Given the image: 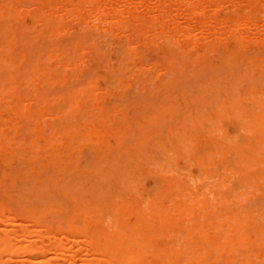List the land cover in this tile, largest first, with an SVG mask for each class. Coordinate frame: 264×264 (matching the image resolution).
Here are the masks:
<instances>
[{"label":"bare ground","instance_id":"1","mask_svg":"<svg viewBox=\"0 0 264 264\" xmlns=\"http://www.w3.org/2000/svg\"><path fill=\"white\" fill-rule=\"evenodd\" d=\"M4 2V1H8V0H1L0 2ZM24 1H25V4H24ZM26 1H28V3H30L29 5H31V3H32V6H33V4L34 3H36L37 4V6L34 8V6H33V8L32 7H28V8H26L27 6H29V5H27L26 7H24L23 6V4L24 5H26ZM4 3H6V2H4ZM23 3V4H22ZM1 4V3H0ZM36 4H34V5H36ZM226 6H228L229 8H231V10L230 11H233V12H237V14H238V16H237V14H236V12H235V16H233V17H224V13L222 12L223 10V7H225V9H227L226 8ZM255 7H260V9L261 10H263L264 9V0H9L8 1V3H7V5L5 4V5H3V6H1L0 5V23H1V20H2V22L4 21L5 23H3L4 25L6 24V26H4V25H0V29L1 28H3L2 30H0L1 32L4 30V28H13L14 27V23L16 22V23H18V21L19 22H21V24L23 23V19H31V18H33V16H34V19L36 18V22L38 23V29L39 28H41L42 29V27H44L45 29L46 28H53L54 30H51V32L53 31H55V30H58V31H56V32H54V34L56 33H58L57 35H59L61 32L63 33V31L62 30H64V28H72V24H71V26H70V21H77V24H80V25H82V27H85V29L86 28H90L91 26H89V24H87L88 22H90L91 21V23L92 22H94V25H96L95 23H98L97 25L100 27V28H106V29H103L105 32H107L108 30H109V32L111 33V34H113V32H126V31H128L129 33H131V35H133L131 38H130V40L128 39V42H127V49H125L124 51H128V46L129 47H133L134 45V47H136V44L138 45L137 46V49H140V46L142 45V46H144V47H148V45L150 44H146V42H148V40L147 39H153V38H155L156 39V37L158 36L159 37V35H160V37H161V35L162 34H164V36H166L167 35V37H166V39L168 38V40H170V41H172V39L170 38L171 37V33L173 34V35H180V32L181 31H183L184 29H186V28H189V29H191V30H187V32H186V34H184V32L186 31H183V34L187 37V39H188V41H185V40H183V37L180 35V37H182L180 40V43H178L179 45H176L175 44V46H173L172 45V49H173V47H177L176 49L177 50H180L181 48H182V50L183 51H186V52H188L187 51V49H185V48H190V49H195V48H198V46H199V44H201L202 43V45L204 44V43H206L207 42V40H208V47H209V45H212L213 46V43H216V41H217V39H220L219 38V35L217 36V34H219V33H221V31L222 32H224V30L226 29V31L229 29V34L232 32L233 34H230V36L232 35V36H235L234 34L236 33V35L238 36V38H236L237 36H235V37H230L229 36V34H228V36H229V39H232V40H240L239 41V44H240V42H246V41H250V38L252 37V35L254 34H257V33H260V36L259 35H256V38L254 37V39H255V42H257V44H258V37L257 36H259V41L261 42L260 44H262L263 42H264V23L263 24H261L262 25V27H261V25H258V24H256L255 22H256V19H253V18H251L250 17V15H245V12H242V14L243 15H240L239 16V14H240V12L241 11H243V10H246V9H253V8H255ZM228 10V9H227ZM227 10H224L225 12L227 11ZM255 10H258V9H255ZM260 10V11H261ZM247 11H249V10H247ZM254 11V10H253ZM258 12H259V10H258ZM251 13V12H250ZM261 14H262V11L260 12ZM246 14H247V12H246ZM263 14H264V11H263ZM261 18V17H260ZM259 18V19H260ZM264 18V17H263ZM263 18H261L262 19V21H264V19ZM18 19V20H17ZM20 19H22V20H20ZM34 19H33V21L32 22H34ZM258 19V18H257ZM260 19V20H261ZM14 20H16L15 22H14ZM32 20V19H31ZM182 20V21H181ZM260 20H258L257 22H259ZM8 21H9V23H8ZM10 21L12 22L13 21V23H12V25L10 24ZM180 22H181V24H180ZM15 23V27L16 28H18V30H19V27H18V25ZM7 24H9V25H11V27L10 26H7ZM19 24V23H18ZM20 24V26H22ZM24 24V23H23ZM35 22L33 23V25L35 26ZM75 24V23H74ZM83 24H84V26H83ZM93 24V23H92ZM30 25H32V24H30ZM33 25L32 26H30L31 28H29V30L27 31V30H25V31H21L22 33H24V32H27V34L25 33L24 35H22L23 36V38H24V36H26L27 35V37H29V36H31L30 38H32V33L30 34L29 32H30V30L32 29L33 30ZM87 25H88V27H87ZM255 25L258 27V29L260 30L259 32H257V28L255 27ZM2 26H4V27H2ZM40 26V27H39ZM14 27V28H15ZM24 27V26H23ZM81 27V28H82ZM95 27H97V26H95ZM15 28V29H16ZM26 28V27H25ZM92 28V27H91ZM178 28H180L179 30H180V32L177 30ZM183 28V29H182ZM192 28H198V30H199V28H201V31L199 30L198 31V34L197 35H190V32H193V30L194 29H192ZM212 28H214V31H213V29ZM224 28V29H223ZM228 28V29H227ZM256 28V29H255ZM40 29V30H41ZM62 29V30H61ZM83 30H84V28H82ZM96 29H98V28H96ZM231 29L232 30H234V31H231ZM254 29L256 30V31H254ZM8 30V29H7ZM7 30H6V32H7ZM18 30H17V32H18ZM60 30H61V32H60ZM79 30H80V27H79ZM83 30H81V31H83ZM152 30V31H151ZM174 30H177V32H175ZM15 31V30H14ZM43 30H41V32H42ZM81 31H78V32H81ZM94 31H96L95 29H94ZM195 31V30H194ZM231 31V32H230ZM5 32V31H4ZM3 32V33H4ZM5 32V33H6ZM20 32V31H19ZM20 32V33H21ZM38 32H40L39 30H38ZM52 32V33H53ZM60 32V33H59ZM68 32V31H67ZM70 32H75V30L74 31H70ZM85 32L86 31H84V32H82V33H84L85 34ZM149 32H152V34H155L154 36H156L157 35V33H161V34H158L156 37H151V33H150V36L149 37H147V35L149 34ZM155 32V33H154ZM157 32V33H156ZM177 33V34H175V33ZM199 32H201V33H199ZM257 32V33H256ZM15 33V32H14ZM13 33V34H14ZM37 33V32H36ZM35 33V34H36ZM86 33H89V30L86 32ZM195 33V32H194ZM193 33V34H194ZM1 34V33H0ZM9 34H11L10 33V31L8 32V34H7V36L9 35ZM29 34V35H28ZM34 33H33V35H35ZM50 34V33H49ZM67 34V33H66ZM68 34H69V32H68ZM192 34V33H191ZM222 35L223 34H225L226 35V37H227V32L225 33H221ZM220 34V35H221ZM2 36H1V38H0V40H2V39H5V36L4 35H6V34H1ZM41 35H43V34H41ZM46 35H47V33H45V37H46ZM146 36V39H145V36ZM206 35V36H205ZM225 35H223V36H221V37H223V39H224V36ZM14 36V35H13ZM35 36H37V35H35ZM39 36H40V34H39ZM55 36V35H54ZM83 36V35H82ZM82 36L79 38L80 40H81V38H82ZM164 36L162 35V37H161V39H158V40H162L161 42H163L164 41V43H165V38H164ZM15 37H17L16 39L18 40V39H20V37H21V35L19 36V34L17 35V33H16V36ZM15 37H12V38H14L15 39ZM42 37V36H41ZM56 37V36H55ZM58 37V36H57ZM60 37H61V35H60ZM73 36L71 35V38H72ZM91 37V36H90ZM112 37H115V35L114 36H112ZM157 37V38H158ZM193 38V39H191V40H189V38ZM202 37H208V38H211V39H207L206 40V38H204L203 40H204V42H202L203 40H202ZM225 37V38H226ZM28 39L29 41H28V43H29V45H30V42H33V41H36L37 40V38L36 39H33L32 38V40L33 41H30L31 39ZM47 39L49 38V37H46ZM70 38V39H71ZM74 38V37H73ZM170 38V39H169ZM234 38H236V39H234ZM16 39H15V41L12 39V40H10V38L8 37V40H10L9 42H7V43H4V44H8V45H10V47H15L16 46V43L19 41V43L22 41V43H21V46H22V48H25L24 50H28L27 49V47L26 46H24V42H25V40H18L17 42H16ZM39 39V38H38ZM41 39V38H40ZM39 39V40H40ZM45 39V38H44ZM47 39H45L46 41H48ZM61 39H62V37H61ZM64 39V38H63ZM103 39L105 40V36L103 37ZM151 39V40H152ZM155 39H153V40H155ZM176 39H177V41H178V37H176L174 40H175V42H174V40H173V42L174 43H176ZM254 39L252 40V38H251V40H252V42H250V43H247V44H245L244 43V46H247V47H250L249 46V44H251V43H253V41H254ZM256 39H257V41H256ZM6 40V39H5ZM39 40H37V43L39 42ZM53 40H55V39H53ZM66 40H69L68 38L66 39ZM157 40V39H156ZM200 40H202V41H200ZM41 42H44V41H42V40H40ZM69 41H71V40H69ZM83 40H81L80 42H82ZM169 41V42H170ZM219 41V40H218ZM224 41V40H223ZM52 42H54V41H52ZM59 42H63V41H59ZM79 42V43H80ZM84 42V41H83ZM81 43V45L82 44H87V43ZM150 42V41H149ZM153 42V41H152ZM156 42V41H155ZM159 42V41H158ZM167 42V41H166ZM201 42V43H200ZM24 43V44H23ZM27 43V44H28ZM55 43H56V41H55ZM78 43V42H77ZM94 43V42H93ZM98 43V42H97ZM101 43L102 42H99L98 44L99 45H101ZM136 43V44H135ZM168 43V42H167ZM219 43H222V41L220 40V42ZM18 44V43H17ZM27 44H25V45H27ZM40 44V43H39ZM68 45L70 44V43H67ZM75 44V43H74ZM73 44V45H74ZM103 44H105V43H103ZM108 44H109V42H108ZM153 44H154V42H153ZM163 44V43H162ZM255 44V43H254ZM7 45V46H8ZM20 45V44H19ZM34 45H35V43H34ZM37 45V44H36ZM35 45V46H36ZM46 45V44H45ZM62 45V44H61ZM119 45V44H118ZM154 45H156V44H154ZM168 46L169 45H171V43H169V44H167ZM217 45H219V44H217ZM241 45H243V44H241ZM239 46V47H241L242 48V46ZM263 45V44H262ZM3 46V45H2ZM7 46H6V48H7ZM39 46V45H38ZM42 46H44V44L42 45ZM55 46H58L57 44L55 45ZM54 46V47H55ZM71 46H72V44H71ZM83 46V45H82ZM81 46V47H82ZM96 46V42L94 43V46L91 48L90 47V45L88 46V45H86L85 47H86V49L84 50L85 52H86V50H90L89 51V53L88 54H90V52H91V54H92V56H90V57H86V56H84V58L83 57H81V54H78V56L75 54V52H73L72 50H71V47L69 48L70 49V52L71 53H73V54H75L77 57H79V55H80V59H84V61L83 60H81V63H82V61H83V63L82 64H84V66L86 65V68L89 66L90 68L92 67L93 68V66H101V65H99V64H96L95 63V65L94 64H92V62L93 61H91V60H96V57H97V59H98V54H97V52H94V51H99L98 50V45H97V47L96 48H94ZM106 46L107 45H105V48H106ZM110 46V45H109ZM164 46V45H163ZM165 46H166V43H165ZM165 46H164V49H165ZM179 46H181V47H179ZM204 46V45H203ZM19 47V46H18ZM18 47H16L15 49H17V50H19V48ZM31 47V46H30ZM34 47V46H33ZM45 47V46H44ZM52 47V46H51ZM62 47H63V45H62ZM65 47V46H64ZM67 47V46H66ZM69 47V46H68ZM67 47V48H68ZM80 47V49H81V53H83L84 51H83V48H81ZM87 47H89V49L87 48ZM100 47H102V45L100 46ZM154 47L155 46H151V48H153V50H154ZM179 47V48H178ZM213 47H215V45L213 46ZM263 47H264V45H263ZM262 47V48H263ZM5 48V49H6ZM53 48V47H52ZM74 48V47H73ZM78 48H79V46H78ZM91 48V49H90ZM104 48V47H103ZM102 48V50H104ZM204 48H207V47H204ZM204 48H202L203 49V53H205V52H207V51H204ZM212 48V47H211ZM245 47H243V49H244ZM1 50H3L4 48H0ZM5 49L3 50V51H5ZM7 49H9V50H7L8 52L9 51H11L12 49H10L9 47L7 48ZM44 49V48H43ZM45 49H46V47H45ZM51 49V48H50ZM54 49V48H53ZM52 49V50H53ZM64 49V48H63ZM92 49H93V51H92ZM95 49V50H94ZM100 49V48H99ZM123 49H124V47H123ZM122 48H121V50H123ZM157 49H163V47L161 46V43H157V46H156V50ZM164 49H163V52H164ZM185 49V50H184ZM248 49V48H247ZM131 50V49H130ZM189 50V49H188ZM211 50V49H210ZM235 50V49H234ZM238 50V49H237ZM249 50V49H248ZM247 50V53H249V51ZM261 50V49H260ZM19 51H21V50H19ZM62 51H64V50H62ZM76 51V50H75ZM87 51V52H88ZM123 51V52H124ZM174 51H176V50H174ZM216 51V50H212V51H210L209 52V54H211V53H214V52ZM8 52H6L7 54H8ZM15 52V54H16V52L17 51H14ZM24 52V51H23ZM30 52H32V51H30ZM37 53H39L38 51H36ZM53 52V51H52ZM55 52H57V51H55ZM54 52V53H55ZM69 52V53H70ZM77 52H79V51H77ZM104 52V51H103ZM123 52H120L121 53V55H120V53H118L117 54V52H115V55L117 54V56L119 57V55L121 56V58L119 57V60H121V59H123L122 58V56H123ZM134 52V51H133ZM144 52H146V51H144ZM149 52V51H148ZM150 52H152V51H150ZM168 52H169V50H168ZM171 52H173V51H171ZM190 52V51H189ZM188 52V53H189ZM231 52V51H230ZM229 52V53H230ZM237 52V51H236ZM254 52H256V51H254ZM254 52L252 51L251 53H249V54H251V55H253V57L256 59V57L254 56ZM258 52V51H257ZM255 53V55H258V56H264V54L262 53V52H264V51H262L261 50V52H260V55L258 54V53ZM12 54H13V52H11ZM20 53V52H19ZM22 53V52H21ZM26 55L25 56H27L28 54H29V52L28 51H26ZM34 53V52H33ZM33 53H31V54H29L28 56H30V57H32V56H34L33 58L35 59V62L36 61H39L38 59H39V57H37L36 55H33ZM66 53H67V51H66ZM68 53V54H69ZM110 53H112V51L111 52H109V54ZM138 53V52H137ZM136 53V51H135V55L137 54ZM139 53H141V51L139 52ZM139 53H138V55H139ZM216 53H219L218 52V50L216 51ZM223 52H221V54H222ZM253 53V54H252ZM1 54V53H0ZM42 54H44V53H42ZM46 54H48V58L50 59V61H47L46 63H50L52 60H55V56L57 55V53H55V56H54V54L53 53H51V52H48V53H45V56H46ZM59 54V53H58ZM73 54H69V56H71V57H69L68 59H72V60H70L71 61V63H72V61H73V58H76V56L75 57H73ZM87 54V55H88ZM99 54H101V53H99ZM105 53H103V55H104ZM108 54V53H107ZM124 54H125V52H124ZM150 54H152V53H150ZM157 55V53H155L154 52V55ZM207 54H208V52H207ZM11 55V54H10ZM22 55H24V54H21V57H22ZM32 55V56H31ZM102 55V54H101ZM102 55V57L101 58H104V56ZM126 55V54H125ZM128 55V54H127ZM125 56V58L123 59V61L124 60H129L130 58H132V54H131V56ZM137 55V56H138ZM165 54H163L162 56H164ZM169 55H171V53L169 54ZM179 55L180 56H182V54L181 53H179ZM175 56L176 58L178 57V58H180V59H178L177 60V63L178 64H180L181 65V63H179V61L181 60V57L180 56ZM189 55V54H188ZM200 53L199 52H197V56L198 57H200ZM17 56V55H16ZM15 56V58H16V60H19V56L20 55H18V58ZM28 56H27V60H26V58H25V62L27 63L28 62ZM42 57V58H40V60L42 59L43 60V58H44V60L46 59L47 60V57ZM63 56V55H62ZM83 56V55H82ZM184 53H183V57L182 58H184ZM202 56V55H201ZM220 56V55H219ZM11 57H12V55H11ZM20 57V60H19V63L21 64V60H23L24 59V57L23 58H21ZM56 57H58V56H56ZM59 57H61V56H59ZM58 57V63L59 64H56L57 65V67L63 62L60 58ZM65 57H67V56H65ZM107 57V56H106ZM128 57V58H127ZM166 57V60L168 59L167 57L168 56H165ZM164 57V58H165ZM169 57H171V56H169ZM175 57L173 58V57H171L172 59H174V60H176L175 59ZM195 57H196V55H195ZM204 57V56H203ZM205 57H207L208 58V56H205ZM228 57V56H227ZM231 57V56H230ZM246 57V56H245ZM4 57H2L1 56V60H4L3 62H1V60H0V63L1 64H3V65H1L2 67L1 68H4V69H6V71L8 70L7 68H8V65L7 64H10L11 62L9 61V60H6V59H3ZM14 58V57H13ZM14 58V59H15ZM62 59H63V57H61ZM100 58V59H101ZM109 59H110V55H109V57H108ZM108 58H105V60L106 59H108ZM207 58H205V62L204 63H206V60H207ZM215 57L213 56V58H211V61L210 62H212V59H214ZM77 59V58H76ZM99 59V60H100ZM160 59V58H159ZM162 59H163V57H162ZM171 59V60H172ZM187 59V58H186ZM185 59V60H186ZM192 59V58H191ZM204 59V58H203ZM215 59H217V57L215 58ZM255 59H253V60H251V61H253V64L254 63H256V61H254ZM258 59V58H257ZM262 59V58H261ZM15 60V61H16ZM32 60V59H31ZM60 60V61H59ZM78 60V64L80 65V61H79V58L77 59ZM117 61V63L118 62H121V64L123 65L124 63L122 62V61ZM154 61L156 60V59H153ZM165 60V59H164ZM164 60H161V62H163V63H166V62H164ZM171 60L169 61L170 63H171ZM188 60V59H187ZM194 60H196V58L194 59L193 58V61ZM207 60V61H208ZM232 60V59H231ZM246 61H247V58L245 59ZM245 60H243V63H245L244 61ZM7 61H9L10 63H7L6 64V62ZM91 61V65H93V66H91V65H89L90 63H88V62H90ZM97 61V60H96ZM101 61V60H100ZM108 61V60H107ZM110 61H111V59H110ZM184 61V60H183ZM190 61V60H189ZM204 61V60H203ZM209 61H208V63H209ZM250 61V60H249ZM5 62V63H4ZM17 62V61H16ZM29 62H30V60H29ZM28 62V63H29ZM31 62H33V63H35L34 61H31ZM112 62V61H111ZM124 62H126V61H124ZM147 62V61H146ZM168 62V63H169ZM186 62V61H185ZM191 62H192V60H191ZM191 62H189V63H191ZM202 62V61H201ZM233 62V61H232ZM242 62V61H241ZM257 62L259 63L260 62V58L257 60ZM36 63H38V62H36ZM35 63V64H36ZM70 63V62H69ZM69 63H66V64H64V65H68ZM70 63V64H71ZM94 63V62H93ZM98 63V62H97ZM155 62H153V64H154ZM159 63V62H158ZM158 63H155L154 65H158ZM170 63L169 64H167L168 66H166V67H169V66H172V67H170L171 68V70H170V68H166L165 66H163L162 65V68L163 67H165V68H163V70H162V68H160V66H159V68L158 69H160L161 70V72H163V71H165L166 72V70L165 69H168L167 70V72H166V74H168V76L169 75H171L172 76V80H173V78L174 77H176V76H174V74L176 75V73L175 72H177L178 70H180L181 71V69L183 68L182 66H184V65H179L178 67H181V69L180 68H178V70L176 71V69H177V66H173V65H170ZM176 63V64H177ZM187 63V62H186ZM194 63V62H193ZM192 63V64H193ZM198 63V62H197ZM196 63V64H197ZM203 63V62H202ZM207 63V64H208ZM216 63V62H215ZM223 63V62H222ZM227 63H228V61H227ZM225 64V62H224V64H221V68H222V66L223 65H228V64ZM230 63V62H229ZM252 63V62H251ZM7 66V67H5V65ZM11 64H14V63H11ZM22 64L24 65L25 63L24 62H22ZM30 64V63H29ZM29 64H25L26 66H28ZM69 64V65H70ZM75 64L77 65V62H75ZM75 64H73L74 65V67L72 66V65H70L72 68L71 69H74L75 67H77V66H75ZM150 64H151V62H150ZM152 64V66H154ZM175 64V63H174ZM177 64V65H178ZM211 64V63H210ZM210 64H208V66L210 65ZM233 64V63H232ZM14 65H16V64H14ZM22 65V66H23ZM39 65V64H38ZM41 65V64H40ZM44 64H42V66H43ZM56 65H54V66H56ZM62 65V67L61 66H59L58 68L60 69V71L63 69V64H61ZM122 65H120V66H122ZM143 65H145V64H143ZM164 65H166V64H164ZM188 65H190V64H188L187 63V66ZM194 65H195V63H194ZM212 65V64H211ZM231 65V64H230ZM4 66V67H3ZM11 67H13L12 65H10ZM22 66H21V68H22ZM32 66V65H31ZM41 66V67H42ZM46 66H47V64H46ZM66 66H64L66 69H67V67ZM82 66V65H81ZM95 66V67H96ZM137 66V65H136ZM134 67V69H136V68H138V67ZM185 66H186V64H185ZM203 66V65H202ZM208 66H203L201 69V71L200 72H196L197 73V75L196 74H191L192 75V77L193 76H195V77H193L192 78V86H194L193 87V89L195 90V91H193V89L191 88V85H186V83L188 82H185V85L187 86V88H190V89H192V90H189V91H192V92H189L185 87V89L186 90H184L183 91V93L185 94V96H184V98H182L181 99V96L183 97V95L181 94V96H179L180 97V99H177V98H175V94L173 95L174 96V99H176V100H173L171 97H173L171 94H170V96H168V95H166L165 97H164V99H163V101L159 104V105H155V106H153V101H154V96H149V97H153V101H152V108L150 109V110H148L150 113H148V117L146 116V114H144V112H143V116L141 115V119L142 118H144V116H146L145 117V119L147 120V122L145 121V122H143L142 123V125H141V123L139 122V125H141L140 126V128H139V126H137L136 127V123L138 122L136 119V117L137 116H139L140 115V113L138 114V115H136V119L134 118V116H132L133 117V119H135L136 120V123H135V126L134 127H136V128H139V129H136L135 130V133H136V131H137V134H136V136L134 135V131L132 130V128H131V130H129L128 131V134L129 135H127V133H126V135L128 136V139H126V140H123L124 139V137H126V136H121L122 138H120L119 136H117V134H115L117 137H119L118 139H120L119 141V146H117V152L116 153H112V156L110 155V157H108L107 159H106V154L104 155L103 153V156L105 157V158H102V157H100L101 159L99 160V161H97L96 162V165L89 171H87V169H86V171L87 172H89L88 174H86L85 175V177H77V176H75V178H70V177H66V176H69L70 174H71V176H72V173L73 172H71V173H68L67 175H66V172L64 171V173H65V177L64 176H61L60 177V173L61 172H57V171H59L58 169L57 170H52L51 169V171H54L55 173H58V177H57V175H56V177L55 178H58V181H60L59 180V177L60 178H62L63 177V180H62V182H63V184H62V182L61 183H59V185H56V184H58L57 182H55V181H57L54 177V180H53V178L52 179H50L53 175H51V174H49L48 175V178H46L47 180H49L48 182H49V184L51 183V185H56L53 189V191H55L56 190V188H57V193H55L56 195L55 196H53L52 197V195H54V193L52 194V193H48L47 195L48 196H46L45 195V197H47L48 198V200L47 201H49V199H51V201H53L54 199H56V201L54 202V203H49V202H47L46 203V200H45V197H44V193H43V191H42V193H41V190L40 191H38L39 193H40V195H35V197L34 198H30V199H28V198H26V195H28L29 197H31L30 196V194L29 193H27L26 195H25V199H28V202H30V200L32 201V203H30V204H32V206H33V210L35 211V209L36 208H38L37 210H39V208L41 207V206H43V208H40V209H46L45 211H47L48 209H49V211H47L46 213H48V212H50V211H54V212H52L51 214H53L54 215V213L55 212H58V210H59V212L61 213L60 215H64V213H65V215L67 214V212H69L68 211V209L70 208L68 205V207L67 206H65V204L63 205V203H62V201L63 200H61V198H62V196H61V198H60V194H62V195H64V197L62 198V199H65V198H67V199H74V198H77L78 196H77V192H79V198H80V201H81V208L80 207H76L75 208V210L74 209H72V212H73V210H74V214H78V215H81L83 218H81V217H79L78 216V218H81L82 219V221L85 219V220H89V223L92 221L93 222V224H96V222L94 221V220H92L93 218H95V219H101V218H109L110 219V217H105V216H108V213H111V212H113L115 215L117 214V215H119V217H120V212H124V213H127L126 211H127V209H126V211H124V209L125 208H123V206L125 207L127 204H130V202H128V201H126L125 200V197L128 195V193H126V194H121V192L125 189V191L127 190V189H130L131 190V192H132V190L134 189V191L135 190H137L136 191V193H138L139 195H136V196H140L141 194V192H138V190H140V188H141V182H142V184H145L142 180H144L145 181V179L147 178V177H154V179L156 178H159V176H160V174H162L163 173V176H168V174H171L170 172L167 174L166 172V174L167 175H165V173L163 172V171H165V169L168 167H170V168H172V170H174L173 168H175V169H180L181 167L183 168V166H186L185 165V163L183 164V166H181L182 165V161L180 162V160H186L185 158H187V160L188 161H186V162H189L190 163V161L189 160H191L192 162H193V158H194V160L196 161L195 163L197 164V165H192L191 166V164H194V163H192L191 162V164H189L188 165V163H187V165L188 166H191V167H193V166H196V169H195V171H199V170H202V168H203V170H204V167L205 166H207L208 167V169H209V171L212 173L213 172V168L214 169H216L217 170V173L215 172V170H214V172L212 173V174H210V172L208 173V175L210 174V176H208L207 174H206V170H207V168L205 169V171H201V172H203V174H202V177L203 176H205V175H207L208 176V178H210L209 180H211V178H212V180L211 181H215L213 184H215L216 182H219L218 181V179H215V178H218V174H220V172H221V174L220 175H224L225 176V174L227 175L228 173H230V172H232V173H230V175L228 174L227 175V179L225 178V179H223V181L225 180V182L228 180V182L230 181V183L232 184H234V183H236V185H239L240 183L242 184L243 183V185H239L240 187H238L239 189L243 186V188L245 189V187H246V190L244 191V189L243 188H241V190H243V192L241 191V190H237L238 188L236 187V185H233V186H235L237 189H235L234 190V188L233 187H228L227 189H226V191L227 190H229V192H230V190H231V194L229 193V192H226V191H224L225 193L224 194H226V195H223L222 196V199H225V200H227V199H234L235 200V198H237V200H236V203L237 202H239L241 199L240 198H243V200H244V198H247L246 199V202L248 203V202H250L249 201V199H248V195H252V194H255V196L257 197L258 195H256L257 194V192H259L260 193V197L261 196H264V195H261V194H264V82H262V81H260V83H257L259 80H261V79H258V81H255L254 82V78H253V75L255 74L254 72H258L257 70L256 71H254L253 73L254 74H252V69H251V67L250 68H248V66L246 67V70H244V68H242V67H240L241 69H239V72H238V74H229V71L228 72H226L227 74H228V76L226 75L225 76V74L226 73H224L223 71L224 70H222V69H219V67L215 64V68L214 67H208ZM233 66H235V65H233ZM239 66H241V64L240 65H238V67ZM260 66H261V64H260ZM11 67H9L10 68V70H14L13 72L15 73V75H17L16 77L17 78H15V76H14V79L12 78V79H10V77L8 78V81H9V79H10V81H9V83H10V86H9V84L8 83H5V82H3L2 81V84L4 85V86H2V84H1V82H0V84H1V87H0V89H2L3 87H5V85L6 84H8V85H6L7 87H8V90H7V87H5V89L6 90H3L4 92L6 91H9L7 94H8V99L10 100V99H12V100H10L11 102L10 103H6V101L8 100L7 99V94H5V93H2L3 95H5V96H3V95H0V116H1V118H0V121H1V119L3 118L4 120H5V122H3L4 120H2L1 121V125H0V129H2V125H5L6 127H7V129H9L10 130V125H8V124H10V123H16V125L18 126V128L20 129V131H19V133H21V131H22V129L24 130V124L23 123H25V127H27L26 125H28V123L30 122V121H28V123H26V121H27V117L29 118V113H30V109H29V107H30V105H33V104H38L37 105V108L41 105V103H42V100L41 101H39L40 99L38 98V97H36V98H31V100H30V95H32V94H30L29 96L28 95H26V98L28 97V99L30 100V101H28V100H26V99H24V98H22V96L25 94V93H22V96H21V94H20V92H23L25 89L24 88H27V87H29V88H32V86L33 85H35V84H33L34 82L35 83H37V81L35 80V79H32V78H30V77H35V78H39L40 76H39V74L41 73V71L43 70V69H41L40 70V68H37V67H35V68H33V67H29L30 68V71H31V69H34L33 70V72L35 71L36 72V70H37V72L40 70V72H34V74H36V75H29L28 77L27 76H25V77H22V76H20L21 74H23V73H21V71L22 70H24V69H18L19 67H17V65L15 66V67H17L16 69H18V71L20 72V74H19V76H20V79H24V78H26L27 80L28 79H30V81L31 80H33L32 81V84L33 85H31V87H30V82H29V80H28V83L26 82H24L25 83V85H23V82H21L22 80H20V82L21 83H19V79H18V72H17V70L16 69H11ZM44 67H45V65H44ZM44 67H42V68H44ZM48 67V66H47ZM47 67H45L44 68V70L46 69L47 70ZM127 67V63L125 64V66H124V71L126 72L127 71V69H128V67H127V69H125ZM174 67V68H173ZM189 67V69H191L193 66H188ZM188 67H186V69L185 70H187V68ZM216 67H218V68H216ZM0 68V69H1ZM52 68H54V67H52ZM51 68V70H53ZM62 68V69H61ZM68 68H69V66H68ZM91 68V70L93 71V69ZM100 68V67H99ZM98 68V70H94L95 71V73L98 71L99 72V70L101 69L102 70V66H101V68L99 69ZM172 68L174 69L173 71H172ZM176 68V69H175ZM230 67L229 66H227L226 68H224V69H228V70H235L234 72H236V70L237 69H229ZM233 68V67H232ZM255 68V67H254ZM260 68H262V67H260ZM27 69V68H26ZM39 69V70H38ZM49 70H47V73H50L49 71H50V67L48 68ZM55 69V68H54ZM65 69V70H66ZM134 69H132V71H131V73L133 72V70ZM153 69V68H152ZM219 69V70H218ZM249 69V70H248ZM251 69V70H250ZM28 70V69H27ZM45 70V71H46ZM65 70L63 69L62 70V73L63 72H65ZM81 70V69H80ZM90 69H88L87 68V71H86V69H85V72H84V75L86 74V77L87 76H91V73L89 72V71H91ZM100 70V71H101ZM123 70V69H122ZM121 70V71H122ZM184 70V71H185ZM192 70V69H191ZM220 70H222V71H220ZM262 70V69H261ZM0 71H4V70H0ZM29 71V70H28ZM45 71H42V73L43 72H45ZM103 71H104V68H103ZM123 71V72H124ZM130 71V70H129ZM159 71V70H158ZM157 71V72H158ZM183 71V72H184ZM33 72H32V74H33ZM56 72H58L57 71V69H56ZM79 72V71H78ZM90 73V74H88V73ZM105 72H106V69H105ZM105 72H103L104 74H106ZM122 72V73H123ZM125 72H124V74H125ZM160 72V71H159ZM158 72V73H159ZM160 72V73H161ZM165 72H164V74H162L163 76H164V78H163V80L164 79H167V76L165 75ZM169 72H172V74L170 73L169 74ZM173 72H174V74H173ZM186 72H189V71H186ZM185 72V73H186ZM221 72H223L224 74L222 75L221 74ZM9 73V72H8ZM8 73H6V72H4V74H7L8 75ZM24 73L25 74H27V72L26 71H24ZM55 73V72H54ZM53 73V74H54ZM62 73L60 74L61 76H62ZM94 73V74H95ZM102 73V72H101ZM130 72L129 73H127V74H125L124 76H125V78L124 79H126V80H130V79H128L129 78V74H131ZM159 73V74H160ZM3 73L2 74H0V75H2V76H4V77H6L5 75H4ZM53 74H52V76H53ZM88 74V75H87ZM43 75H45L44 73H43ZM42 75V76H43ZM51 75V74H50ZM49 75V77H51ZM97 75V74H96ZM99 75H100V72H99ZM103 75V74H102ZM123 75V74H122ZM156 76L155 77H158L157 76V73L155 74ZM179 75H181V74H179ZM183 75H184V73H183ZM187 75H189V73H187ZM190 75V76H191ZM8 76H12L11 74L10 75H8ZM38 76V77H37ZM47 77H48V75H46ZM59 75H57V77H58ZM127 76H128V78H127ZM166 76V77H165ZM189 76V77H190ZM255 76V75H254ZM257 76V75H256ZM255 76V77H256ZM22 77V78H21ZM45 78V76H44V78H39V79H41V81L43 82L44 80L43 79H46V81L44 82V83H46V85L45 86H47V79H49V81H48V85L51 83V82H54V81H51L50 80V78ZM96 76H94L93 78H95ZM122 77V76H121ZM120 76L117 78V76L115 77L116 78V80H118L119 78H121ZM131 77H132V74H131ZM184 77H185V75H184ZM224 77V79H222ZM55 78V77H54ZM71 78H73V77H71ZM70 78V79H71ZM83 78L85 79V77L83 76ZM180 78L181 77H179V79H178V77H177V79L178 80H180ZM186 78V77H185ZM191 78V77H190ZM219 78L221 79V81H219ZM257 78H258V76H257ZM256 78V79H257ZM262 79L264 78V76H262L261 77ZM6 79V78H5ZM38 79V80H39ZM58 79H61L60 77H58ZM63 79V78H62ZM77 79V78H76ZM96 79V78H95ZM95 79H94V82H96L95 81ZM102 79H103V77H102ZM136 79V78H135ZM135 79H133L135 82H137ZM154 79V78H153ZM181 79H183V78H181ZM187 80L189 79V78H186ZM0 80H2L1 79V77H0ZM7 80V79H6ZM5 80V81H6ZM25 80V79H24ZM54 80H56V78L54 79ZM81 80V79H80ZM86 80H87V78H86ZM121 80H123V77L121 78ZM132 80V79H131ZM133 80H132V83L134 84V82H133ZM139 80H141V79H139ZM138 80V81H139ZM152 80V79H151ZM159 80H162V79H159ZM162 80V81H163ZM178 80H173L174 81V83H175V81H177V83H178ZM264 80V79H263ZM26 81V80H25ZM71 81V80H70ZM88 81V80H87ZM87 81H86V85H87ZM125 81V80H124ZM190 81V80H189ZM42 82H40L41 84H40V87L44 84V83H42ZM62 82V81H61ZM76 82V81H75ZM128 82V81H127ZM127 82L125 83V84H127ZM152 82V81H151ZM167 82V81H166ZM181 82V81H180ZM179 82V83H180ZM54 83H57V82H54ZM53 83V84H54ZM63 83V82H62ZM61 83V84H62ZM77 83H79V80L77 81ZM118 83H120V85H121V83H122V81L120 82V80H118ZM138 83V82H137ZM142 82H140V85H142L141 84ZM143 83H145V81H143ZM146 83L148 84V82L146 81ZM161 83V82H160ZM169 84H171L170 82H168ZM167 83V84H168ZM21 84V85H20ZM27 84L29 85V86H27ZM52 84V83H51ZM70 84H75L74 82H72V83H70ZM70 84L68 85V83H67V85L68 86H70ZM116 84H117V81H116ZM124 84V83H123ZM136 84V83H135ZM134 84V85H135ZM146 84V86L148 87V85ZM153 84V83H152ZM152 84H150V85H152ZM163 85L165 84V82H163L162 83ZM162 84H160V85H162ZM59 85H60V83H59ZM98 84H95V83H93L92 81H89V84H88V87L87 88H82V89H85V90H81L80 91V93H79V91H77V90H79V89H73V90H76L77 92H78V94H75V93H72V94H74L73 96H72V101L70 102V104L67 102L66 104H67V107H69V106H71L70 108H71V110L72 109H74V114L76 115V114H78L77 113V111H76V108H74V107H76V105L75 104H78L79 103V106H83L84 107V109L86 110V108H88L89 107V105H88V107H87V105H85V104H83V103H80L81 101H80V97H82L83 99L86 97L87 99H89L91 96V101L93 100V98L94 99H96L97 97H98V95L97 94H99L101 91L105 94V92L104 91H106L105 89H103V90H101L100 89V87H98L97 86ZM138 85V84H137ZM177 85V84H176ZM175 85V87H179V85H177L176 86ZM23 87V89H20L21 87ZM24 86H27V87H24ZM50 86V85H49ZM58 86V85H57ZM78 86V85H77ZM81 86H83V85H81ZM81 86H80V88H81ZM118 86H119V84H118ZM123 86V85H122ZM121 86V88H119V89H123L124 90V88H126L127 86H129L128 88H129V90H132V88H131V84H130V82L127 84V85H125V87L123 86L122 87ZM154 86V85H153ZM155 86H157L156 84H155ZM169 86H173V84H171V85H169ZM39 87V88H40ZM84 87V86H83ZM90 87V88H89ZM120 87V86H119ZM135 87V86H134ZM133 87V88H134ZM166 87V86H165ZM165 87H161L162 88V90H165V89H167V88H169V87H167V88H165ZM175 87H173V88H175ZM177 87V89H181V88H178ZM35 88H36V86H35ZM141 88H142V86H141ZM149 88V87H148ZM147 88V89H148ZM19 89H20V91H19ZM89 89H91V90H89ZM101 91H100V90ZM155 89H157L156 87H155ZM154 89V90H155ZM171 89V88H170ZM176 89V88H175ZM176 89V90H177ZM183 89V88H182ZM21 90H23V91H21ZM30 90H34V92H36L35 91V89H34V86H33V88L32 89H30ZM40 90V89H39ZM89 90V91H88ZM142 90V89H141ZM144 90V89H143ZM149 90V89H148ZM1 91V90H0ZM17 91L19 92L18 94H20V96H17ZM41 91V90H40ZM65 91V90H64ZM63 91V92H64ZM70 91H72V90H70ZM70 91H69V89H68V92L70 93ZM98 91H99V93H98ZM147 91V90H146ZM2 92V91H1ZM42 92V91H41ZM40 92V93H41ZM62 91H60L59 93H61ZM166 93H167V90L165 91ZM188 92L191 94V95H193L194 94V92H195V94L192 96V97H190L189 95H186V94H188ZM40 93H38V94H40ZM59 93L56 95V94H54V96L55 97H53V103L55 102V101H57V99H59L61 96H59ZM65 93V92H64ZM67 93V92H66ZM66 93L65 94H61L62 95V97H63V95H64V98L66 99V101H68L67 99H68V97L66 98L65 97V95H66ZM106 93H109V92H107L106 91ZM152 93H153V91H152ZM1 94V93H0ZM101 94V93H100ZM110 94V93H109ZM106 95V98H107V96L108 97H112V93L110 94V95ZM126 94V93H125ZM161 94V93H160ZM35 94H33V96H34ZM68 95V94H67ZM66 95V96H67ZM96 95H97V97H96ZM158 96H159V94H157ZM156 95V96H157ZM162 95V94H161ZM160 95V96H161ZM177 95H179V94H177ZM10 96V97H9ZM57 96H59V97H57ZM68 96H70V95H68ZM90 96V97H89ZM155 96V97H156ZM159 96V97H160ZM162 96H164V94L162 95ZM6 98V101H5V103H6V106H4V102H2L3 101V98ZM39 97H41V96H39ZM57 97V98H56ZM104 96H102V98H103ZM186 97H188V98H186ZM190 97V98H189ZM47 99H48V97H46ZM46 98H44V96H43V101H48ZM98 98H100V97H98ZM97 98V99H98ZM102 98H101V100H102ZM125 98V97H124ZM163 98V97H162ZM46 99V100H45ZM112 99H114V101L112 100ZM147 99H149V98H147ZM152 99V98H151ZM157 99V98H156ZM159 99V98H158ZM8 100V101H9ZM61 100H63V99H61L60 98V101ZM70 100V99H69ZM107 101V99H105V98H103V101ZM122 100H124V99H122ZM122 100H121V102H119V104H118V108L120 109V105L122 106V107H126V104L125 105H123V104H121L122 103ZM142 100V99H141ZM141 100H139V101H141ZM143 100H145V99H143ZM65 101V102H66ZM88 101V100H87ZM90 101V102H91ZM98 100H96V101H94L93 100V102H97ZM105 101V103L104 104H106V110L108 109L109 110V112H110V109H109V107L111 108V107H114V106H110L111 104H112V101H113V104H114V102H115V98L113 97V98H111L110 100H108L107 102ZM157 100H155L154 101V103L156 102ZM49 102V101H48ZM89 102V101H88ZM87 102V103H88ZM89 102V103H90ZM92 102V103H93ZM110 102H111V104H110ZM148 102V101H147ZM146 102V103H147ZM1 103H3V107H2V104ZM40 103V104H39ZM46 103V102H45ZM60 103V102H59ZM59 103H58V107H59ZM91 103V104H92ZM138 103L139 102H136L135 104H137L138 105ZM150 103V102H149ZM148 103V104H149ZM159 103V102H158ZM63 104H64V100H63ZM75 105V106H73V105ZM80 104H82V105H80ZM116 105H117V103H115ZM135 104H133V105H135ZM155 104H157V103H155ZM48 105H49V103H48ZM47 105V107H50V109H49V112L47 113L46 112V114H49V115H51L50 114V111L53 109L50 105L48 106ZM62 105V104H61ZM85 105V106H84ZM115 105V106H116ZM133 105L132 106H130V107H132L133 108ZM73 106V107H72ZM91 106V105H90ZM97 105H95L94 104V107L96 108H94L93 107V104H92V107H89V108H91V110L93 109H95V112H96V110H98L97 109V107H96ZM32 107V106H31ZM36 108V106L35 105H33V108ZM46 107V108H47ZM58 107H57V109H58ZM66 107V108H67ZM99 107V110L98 111H101V109H100V105L98 106ZM122 108L123 110L124 109H126L125 110V112H127V107L126 108ZM147 107V106H146ZM146 107H144V108H141V110L142 109H144V110H146ZM2 108V109H1ZM32 108V109H33ZM52 108V109H51ZM60 108V107H59ZM65 107L64 108H62V111H63V109H66ZM80 108V107H79ZM88 108V109H89ZM129 108V107H128ZM139 108V107H138ZM40 109V108H39ZM78 109V108H77ZM80 109H83V108H80ZM79 109V110H80ZM83 109V110H84ZM86 110V113H87V111H89L88 112V114H91L92 112H93V110L90 112V110ZM103 109V108H102ZM130 109V108H129ZM68 110V108L65 110V111H67ZM84 110V111H85ZM104 110H105V108H104ZM112 110H114V109H112L111 108V111ZM117 110V109H116ZM35 111V110H34ZM38 111V110H37ZM37 111H35V113L37 112ZM81 112L80 113H85L84 111H82V110H80ZM115 111V110H114ZM122 111V110H121ZM120 111V114H117V115H121L120 117L122 118L123 117V113H125V112H121ZM135 111V110H134ZM136 111H139L138 109L136 110ZM42 112V113H41ZM51 112H53V116H51V118L52 117H54V119H56V118H58V117H56L55 118V116H54V111H51ZM61 111L59 110V112L57 111V113H60ZM113 112V111H112ZM112 112H110L111 113V115L114 117V115L113 114H115V112L116 113H119V111L117 110V111H115L113 114H112ZM132 112V115H133V111H131ZM31 113H33V115H35V116H38V114H39V111L35 114L34 112H31ZM40 113H41V118H43V111H40ZM70 113H72V111L70 112V109H69V113L67 112V114L66 113H64V111H63V115H68V114H70ZM105 113V112H104ZM110 113H108V114H110ZM61 114V113H60ZM88 114H86V115H88ZM106 114V113H105ZM107 114V115H108ZM71 115V114H70ZM107 115H105V116H107ZM98 116H100V114L98 115ZM97 116V117H98ZM104 116V117H105ZM126 116V115H125ZM38 117H40V114H39V116ZM96 117V119H98ZM103 117V116H102ZM117 117V116H116ZM31 118V117H30ZM37 118V117H36ZM35 118V119H36ZM41 118H37L38 120L39 119H41ZM50 118V119H51ZM73 118L75 119V117H74V115H73ZM92 118H95V116H93ZM120 118V123H121V121H123V119H121ZM140 118V117H139ZM25 119H26V121H25ZM101 120L102 119H104V118H100ZM107 119H108V121L106 122V123H109V121H111L108 117H107ZM117 119V118H116ZM23 120H24V122H23ZM30 120V119H29ZM46 119H44V121H45ZM77 120V119H76ZM76 120H74V121H76ZM125 120V119H124ZM128 114H127V118H126V120H125V122H131L132 120H128ZM143 121H144V119H142ZM20 121H22L21 123V125H23V126H20ZM41 121H42V123H43V127H45L44 125H46L45 123H47L46 121H45V123H44V121H43V119H41ZM55 121V123H57V125L58 124H60V121H59V118L58 119H56V120H54ZM62 121V120H61ZM134 121V120H133ZM2 122H3V124H2ZM31 122H32V119H31ZM35 122V121H34ZM36 122H38L37 120H36ZM40 122V121H39ZM87 121H85L84 123H86ZM90 121H88V123H89ZM100 122V121H99ZM104 122H105V119H104ZM124 122V123H125ZM33 123V122H32ZM52 123H54L53 122V120H52ZM54 123V124H55ZM70 123V122H69ZM68 123V124H69ZM73 124L74 123H76V122H72ZM91 123H92V120H91ZM90 123V124H91ZM105 123V124H106ZM7 124V125H6ZM33 124H35V126L37 125L38 126V123L36 124V123H33ZM53 124V125H54ZM66 124V123H65ZM115 124H116V122H115ZM122 124H123V122H122ZM129 124V123H128ZM131 124V123H130ZM16 125H14L13 124V129L11 130V132L13 131H17L18 132V130L16 129L17 127H15ZM30 125V124H29ZM53 125H50V126H53ZM57 125H55V128H56V126ZM62 125H63V123H62ZM112 125V124H111ZM132 125H134V123L132 124ZM5 126H3V127H5ZM78 125H76V129H75V127L73 128V127H69V129L70 130H68L70 133H71V135H73V136H76V138L75 137H73V136H71L70 135V133H69V135H67L68 134V132H66V134H65V132L64 131H60V133H58L56 136L58 137V136H62L61 138L59 137L58 138V143L61 145V142L63 141L62 139H64V141L62 142V145L64 144V142L66 141V138H68L67 139V141L68 140H74V139H77L78 140V136H80L81 138L79 139V141L80 140H82V138H83V141H84V143H88L89 142V144H92V143H96V141H94L95 139H98V143H99V140H101L102 141V139L103 138H106V137H113V135H112V133L110 132L111 131V129H109L108 130V127H106L107 129H105V128H101V124L98 126V127H95L93 130H91L90 129V126H94V124L92 123V125H88V126H86V127H83V129L84 128H89V129H87L88 131H86V129H84V131L83 132H81L79 129H81V128H79V126L77 127ZM110 126V125H109ZM119 126H120V124H119ZM122 126V125H121ZM126 125H124V127H125ZM232 126H233V128H232ZM30 127V131H31V126H29ZM41 128V130L40 131H44V130H42V129H45V128ZM57 127H61V126H57ZM80 127H82V126H80ZM116 127V126H115ZM123 127V126H122ZM33 128V127H32ZM38 128V127H37ZM47 128V127H46ZM49 128V127H48ZM54 128V129H55ZM58 128V129H59ZM66 128H67V126H66ZM65 128V129H66ZM71 128H73L72 130L74 131V133H72L71 132ZM79 128V129H78ZM91 128H93V127H91ZM127 129L126 130H128V126L126 127ZM15 129V130H14ZM33 129H36V127H34ZM54 129L52 130L53 131V133H54ZM130 129V128H129ZM134 129V128H133ZM239 129H241V130H239ZM3 130V129H2ZM62 130V129H61ZM77 130H78V132H77ZM89 130L92 132H89ZM113 130H114V128H113ZM33 131V130H32ZM66 131V130H65ZM76 131V132H75ZM80 131V132H79ZM85 131L86 132H89V134L91 135V138H90V136H89V134L87 133V135L85 134ZM120 131H121V129H120ZM130 131H132V133H133V135H132V133H130ZM235 131H238V133L237 132H235ZM239 131H241V132H243V133H239ZM7 133L9 132V131H6ZM12 132V133H13ZM16 132V133H17ZM25 131H22V133L23 134H25L24 133ZM37 132H39V131H37ZM57 132H59V131H57ZM234 134H233V133ZM4 133V132H3ZM2 132H1V134L0 135H2L3 134ZM17 134V136H19L20 134ZM32 133V132H31ZM34 133H36V131L34 130V132L32 133V135H30L29 137H31V136H34L35 137V134ZM45 133V132H44ZM83 134V137H82V134ZM121 133V132H120ZM237 133V134H236ZM6 133H4V135H5ZM14 134V136H15V132L13 133ZM34 134V135H33ZM39 134V133H38ZM60 134V135H59ZM77 134V135H76ZM131 134V135H130ZM236 134V135H235ZM9 135H10V133H9ZM42 135V134H41ZM40 134H39V136H41ZM63 135H66V136H68V137H66V138H63V137H65V136H63ZM85 135V136H84ZM123 135V134H122ZM238 135V136H237ZM6 136V135H5ZM5 136H4V138H5ZM37 136V135H36ZM51 136H53V134H51ZM55 136V137H56ZM88 136H89V138H88ZM115 136V137H116ZM235 136H237L236 138L238 139V141H237V139L235 138ZM20 137V136H19ZM33 137V138H34ZM48 137L49 136H47V139H48ZM55 137L53 136V137H51V138H49V140L50 141H55L54 143H56V141H57V137H56V140H54L55 139ZM70 137H71V139H70ZM78 137V138H77ZM84 137L85 138H87V140H92L91 142L90 141H87L86 139L84 140ZM215 138V140L213 139V138ZM242 139H241V138ZM8 139H10L9 137H7ZM32 138V137H31ZM32 138V139H33ZM45 138V137H44ZM44 138L41 136V139L39 140L38 138H34V141H38V143L39 144H41V145H43L44 143H45V145H47V143L46 142H48V140L45 142V140H44ZM54 138V139H53ZM72 138H74V139H72ZM17 138H15V140H14V144L13 145H15V143H16V140ZM26 139H28L29 140V142H30V138H26ZM36 139V140H35ZM43 139V140H42ZM60 139H61V141H60ZM113 139H115L114 137H113ZM214 141H213V140ZM241 139V140H240ZM28 140H27V143H28ZM128 140H130L129 142H128ZM221 140V141H220ZM0 141H2V140H0ZM33 141V140H32ZM32 141H31V146L32 147H34V145H33V143H32ZM86 141V142H85ZM101 141H100V143H101ZM152 141V142H151ZM43 142V143H42ZM3 143V142H2ZM26 143V142H25ZM26 143V144H27ZM37 143V144H38ZM53 143V142H52ZM67 143V142H66ZM65 143V144H66ZM83 143V144H84ZM150 143H152V144H150ZM3 145L4 144H2V147L1 148H5V147H3ZM41 145H37L39 148H38V150L39 149H41ZM50 145H51V143H50ZM50 145H48V146H46L47 148H45V149H43V150H45V151H43L41 154L42 155H44L43 153L45 152V155H47V154H49L50 155V152H52V153H55L56 155H57V153L56 152H58L57 150H58V147H57V144H55V146L54 145H52V146H50ZM101 145H102V143H101ZM100 145V146H101ZM5 146H7V144H5ZM9 146V145H8ZM7 146V147H8ZM30 146V147H31ZM54 146V147H53ZM64 146V145H63ZM91 146V145H90ZM32 147L30 148V149H32ZM43 147H45V146H43ZM50 147H53V148H50ZM56 147H57V149H56ZM94 147H98V145L97 146H94ZM93 146L91 147V148H93L94 150H95V148H94ZM118 147H119V149H118ZM0 148V151L2 150ZM10 149H8V148H6L9 152H10V150H11V147H9ZM15 148V147H14ZM34 148H36V150H37V147H36V145H35V147ZM33 148V149H34ZM54 148L56 149V152L54 151L53 152V150H54ZM114 147H112V149H113ZM12 149H13V147H12ZM33 149L32 150H29V148H28V150L26 149V150H24L25 151V153L27 154V151L29 152H34L33 154H35V152H36V154L38 153L37 151H33ZM51 149V150H50ZM16 150V149H15ZM65 150V149H64ZM63 150V151H64ZM108 150H110L111 151V149H109L108 148ZM6 151V150H5ZM4 151V152H5ZM7 151V152H8ZM17 151H20L21 152V150H17ZM24 151H22L23 153H24ZM42 151V150H41ZM47 151H49V153L47 152ZM61 151V149H59V152ZM66 151V150H65ZM92 151V150H91ZM97 151H99V150H97ZM113 151H114V149H113ZM116 151V150H115ZM4 152H2V153H4ZM19 152V153H20ZM46 152H47V154H46ZM67 152V151H66ZM95 152H96V150H95ZM109 152V151H108ZM112 152V151H111ZM111 152H110V154H111ZM169 152H171V154H173L172 155V157H170L169 155ZM1 153V152H0ZM18 153V152H17ZM25 153H24V155H25ZM33 154H32V156H33ZM63 155H64V158L66 157L67 158V156H68V154L67 155H65L64 154V152L62 153ZM99 154V153H98ZM97 153H96V156L98 155ZM102 154H101V156H102ZM109 154V153H108ZM159 154H161L162 155V159L160 160V158L161 157H159V156H161V155H159ZM167 154H169L168 156H167ZM3 156H4V154H2ZM6 155V154H5ZM12 155H14V153H12ZM16 155V154H15ZM23 155V156H24ZM29 155V154H28ZM54 154H52V156L51 157H55V156H53ZM95 155V154H94ZM10 156V155H9ZM22 156V155H21ZM23 156L21 157V158H23ZM83 156V155H82ZM96 156H93L92 157V160H95V158H96ZM156 156H157V158L159 159V160H157V158H156ZM188 156H190V157H192V159H189L188 158ZM5 157V156H4ZM17 157V156H16ZM27 157V156H26ZM29 157L30 156H28V159H29ZM34 157H35V155L33 156V159H32V157L30 158L31 160H32V163L34 164V161L36 160H34ZM61 157V156H60ZM68 157H70V156H68ZM84 157V156H83ZM98 157V156H97ZM153 157H155V159H154V161H153ZM6 158H8L9 159V157H6ZM94 158V159H93ZM0 159H2L1 158V156H0ZM7 159V160H8ZM10 159H11V157H10ZM45 159H46V157H45ZM52 159V158H51ZM63 159V157L60 159V160H62ZM89 159H91V157L89 158ZM106 159V160H105ZM152 159V162H155V161H164V162H159V164H158V162H156L157 164H158V166L160 165L161 166V168H160V166H159V168L161 169V172H160V170H159V172L158 173H160V174H158V173H155V171H156V168L154 167L153 169L151 168V160ZM3 160V159H2ZM14 160V159H13ZM26 160V162L28 161L27 159H25ZM31 160H29V161H31ZM34 160V161H33ZM46 160H48V159H46ZM56 160H59V157H58V159H56ZM56 160H55V162H56ZM68 159H66V160H64L63 159V163L65 162V161H67ZM176 160V161H175ZM49 161V160H48ZM4 162V161H3ZM9 162V161H8ZM23 162H25L24 160H23ZM60 161H58L56 164H61L62 162H60ZM93 162V161H92ZM95 162V161H94ZM183 162H185V161H183ZM21 163V162H20ZM50 163V162H49ZM67 163H69V162H67ZM161 163V164H160ZM176 163V164H175ZM8 163H6V165H7ZM9 164H10V162H9ZM16 164V163H15ZM24 164L25 163H22V165H23V167H24ZM70 164V163H69ZM155 164V163H154ZM164 164V165H163ZM4 164H2V166H3ZM21 165V164H20ZM21 165V166H22ZM44 165H46V164H44ZM85 165V164H84ZM83 165V166H84ZM60 166H63V164L62 165H60ZM80 165H78V167H79ZM86 166V165H85ZM175 166H177V168L175 167ZM188 166L186 167V168H183V169H186V170H184L185 171V173L184 174H187L186 175V178L187 179H189V177L192 175L191 173H186L187 171H189L190 169H191V167H189V170H187V168H188ZM38 167V166H37ZM45 166H43V169H44V171H45V168H44ZM64 167V166H63ZM81 167V166H80ZM87 167H90V165H87ZM210 167V168H209ZM8 168H10L9 166H8ZM28 168V169H27ZM26 168V171H25V173L29 170V167H27ZM32 168V167H31ZM30 168V169H31ZM36 168V167H35ZM39 168V167H38ZM75 168V167H74ZM82 168H84V167H82ZM82 168H79L80 170H82V172H77V174L78 173H83V169ZM201 168V169H200ZM13 169L15 170V168L13 167ZM12 169V170H13ZM42 169V170H43ZM67 169H68V167H67ZM76 169H78V168H76ZM85 169V168H84ZM8 170H10V169H8ZM16 170H17V168H16ZM16 170H15V172H16ZM24 170V169H23ZM36 170V169H35ZM40 170H41V167H40ZM41 170V171H42ZM50 169H48V170H46L45 172H46V174H48L47 173V171H49ZM75 171V169L73 170V169H69V171ZM163 170V171H162ZM221 170H223L224 172H222ZM19 171V170H18ZM31 171H32V173L34 172V167H33V169H31ZM79 171V170H78ZM85 171V172H86ZM4 172H5V170H4ZM53 172V173H54ZM173 172H176L175 170L173 171ZM178 172V171H177ZM177 172L175 173V174H177ZM179 172H182V171H180L179 170ZM1 174L3 173V171L1 170V172H0ZM11 173V172H10ZM10 173H8L7 175H9ZM24 173V174H25ZM43 173V172H42ZM41 173V174H42ZM75 173V172H74ZM200 173V171L198 172V174ZM215 173V174H214ZM234 173L235 174H237L238 176H239V179L238 180H236L235 178H237L236 176L237 175H235L234 176ZM22 174V173H21ZM21 174H20V176H18V178L19 177H21ZM26 174H28V173H26ZM25 174V175H26ZM31 174V173H30ZM41 174H39V176L41 175ZM173 174V173H172ZM171 174V176H173ZM182 174V173H181ZM184 174H183V176H184ZM191 174V175H190ZM233 174V175H232ZM3 175V174H2ZM2 175H1V177H2ZM6 175V176H7ZM11 175V177H12V175L13 174H10ZM32 175V174H31ZM31 175H26V177H25V179L24 178H21L22 180L21 181H25V180H28L27 179V176L28 177H32ZM43 175L45 176V173H43ZM188 175H190V176H188ZM199 175H201V174H199ZM211 175L213 176V177H211ZM214 175L216 176V177H214ZM5 176V175H4ZM47 176V175H46ZM78 176H79V174H78ZM81 176V175H80ZM84 176V175H83ZM177 176H180V173H179V175H176V176H174V177H177ZM228 176L230 177H232V176H234V178L233 179H230V178H228ZM181 177H182V175H181ZM180 177V178H181ZM2 178H4V177H2ZM40 178H41V176H40ZM193 177H191V180H190V183H191V181H194L193 179H192ZM195 178H196V180L197 179H199V177L197 176H195ZM214 178V179H213ZM6 180H8L7 179V177L5 178ZM24 179V180H23ZM37 179V175H36V177L34 178V181ZM164 179V177L162 178L161 177V179L159 180V183L160 184H162L161 182V180H163ZM170 179H172V181H176V179L174 178H170ZM203 179V181L205 180V177L204 178H200V181ZM207 179V178H206ZM230 179V180H229ZM234 179L236 180V181H238V182H236V181H234ZM12 180V178H10V181ZM31 180V179H30ZM30 180H28V181H30ZM33 180V179H32ZM32 180L29 182V184H31V182H32ZM45 180V179H44ZM44 180H42V181H44ZM158 180H157V182L156 183H158ZM165 180V183L166 182H168L169 180L168 179H164ZM164 180H163V182H164ZM178 181L180 180V179H177ZM182 180V179H181ZM180 180V181H181ZM240 180V181H239ZM15 181V180H14ZM27 181V182H28ZM33 181V183H36V182H34ZM41 181V180H40ZM41 181V182H42ZM199 180H197V182H198ZM199 181V182H200ZM202 181V182H203ZM206 181L207 180H205L204 182L206 183ZM222 181V179H221V183L223 182ZM234 181V182H233ZM3 183H4V181H2ZM1 181H0V184L2 183ZM8 182V181H7ZM13 182V181H12ZM26 182V181H25ZM154 182H155V180H154ZM182 183H183V181H181ZM198 182V183H199ZM208 182V181H207ZM228 182H226V183H228ZM240 182V183H239ZM6 183V182H5ZM4 183V184H5ZM175 183V182H174ZM192 183H194L195 184V182H192ZM205 183H204V188L206 189V185H205ZM8 184V183H7ZM12 183L10 182V185H11ZM28 184V186H27V184H26V186L25 187H21V188H23V190H26L25 188H32V189H34V190H36L34 187H36L37 188V185L35 186V184H33L34 186L33 187H31L30 185ZM45 184V183H44ZM154 184V183H153ZM160 184H154V185H151V188H149V189H153L154 187H155V185H156V187H157V185H159L157 188H156V190L157 189H160L161 187L162 188H164L165 187V189L164 190H162L160 193H162V192H164V191H167V186H160ZM176 184V183H175ZM178 182H177V186L175 185V187L172 189V191L176 188V187H178ZM183 184H185V183H183ZM188 184H189V182H188ZM187 184V185H188ZM194 184L193 185H191L192 186V188H195L196 189V187L194 186ZM229 184V183H228ZM230 184V185H231ZM21 185V184H20ZM40 185H41V187H42V183H40ZM46 185V184H45ZM48 185V184H47ZM181 185V186H180ZM179 186L180 187H178V188H183L184 187V185H182V184H180ZM186 185V184H185ZM187 185H186V187H187ZM190 185V184H189ZM202 185H203V183H202ZM212 187H211V189H206V190H208L209 192H210V190H211V192L213 191L212 189H215V185H217V184H215V185H212V183L210 184ZM223 185H227V184H223ZM223 185H220L221 186V189L222 188H226V187H223ZM245 185V186H244ZM1 186V185H0ZM14 186H16V182H15V185H12L11 187L13 188H11L10 186V188H11V190H10V188L7 190V188H6V190L7 191H9L10 190V192H13V194H14ZM153 186V187H152ZM171 186V185H170ZM194 186V187H193ZM219 186V185H218ZM219 186V187H220ZM48 187H49V185H48ZM197 187H199V186H197ZM20 187H19V189L17 188V189H15V194L14 195H17L18 196V200H19V197H21L22 196V198H20V199H22V201H23V204H25L26 202H27V200H25L24 198H23V195H21V196H19L20 195V191H23L22 189H21ZM40 188V187H39ZM39 188H37V189H39ZM45 188H46V186H45ZM127 188V189H126ZM188 188V187H187ZM192 188L190 187V188H188L189 190L188 191H191L192 190ZM209 188V187H208ZM218 188V187H217ZM217 188L215 189L216 190V192H217V194H218V191H217ZM47 189V188H46ZM118 189V190H117ZM119 189H120V191H119ZM204 189V190H205ZM250 189V190H249ZM17 190H19V191H17ZM34 190H31L32 192H31V194L32 193H35V192H33ZM154 190H155V188H154ZM156 190H155V192H152V193H154L149 199L150 200H152L153 199V197H155L156 195L155 194H157L156 193ZM178 190H180L181 191V193L178 191ZM178 190H175V192L177 191V192H179V196L178 195H176V193H175V195H176V198L177 199H183L182 197H184V199L183 200H185V195L184 196H182L183 195V193L184 192H186L187 191V189L185 190V191H183L182 192V190L181 189H178ZM194 190V189H193ZM197 190V189H196ZM195 190V191H196ZM203 190V191H204ZM219 190V189H218ZM252 190V191H251ZM254 190V191H253ZM46 191V190H45ZM49 190L47 189V192H48ZM141 191H143V190H141ZM158 191V190H157ZM172 191H170V192H172ZM202 191V190H201ZM200 191V192H201ZM202 191V192H203ZM235 191V192H234ZM237 191H239V193H237V194H235ZM241 191V192H240ZM251 191V192H250ZM257 191V192H256ZM262 193H261V192ZM19 193V194H16V193ZM56 192V191H55ZM124 192V191H123ZM127 192H130V191H128L127 190ZM147 192V191H146ZM198 192V191H197ZM197 192L195 193L194 191H193V193H195L196 194V196L197 195H200V196H198V198H200L201 199V197H203V195L205 194V193H203V195H202V193H200V194H197ZM208 192V193H209ZM250 192V193H249ZM253 192V193H252ZM136 193H130V194H133V195H135ZM143 193H145V191L143 192ZM159 193V194H160ZM187 193H189V192H187ZM191 193V192H190ZM192 193V194H193ZM207 193V192H206ZM227 193H229L230 195H228ZM12 194V193H11ZM46 194V193H45ZM119 194V195H118ZM158 194V195H159ZM178 194V193H177ZM192 194H190V195H192ZM195 194H193V195H195ZM210 194H213V192L212 193H210ZM216 193H215V195H217ZM50 195H51V197L52 198H50ZM117 195L119 196V200H117L116 198H117ZM157 195V197L158 198H164L163 196L162 197H160V195L158 196ZM167 195V194H166ZM165 194H164V196H166ZM171 195V194H170ZM205 195H207V194H205ZM204 195V196H205ZM219 195H221V193H219ZM228 195V196H227ZM17 196H15V197H17ZM131 196V195H130ZM147 196L148 195H146L145 196V198L147 199ZM171 196H174V195H171ZM188 196V195H187ZM196 196H194V198H190V197H188V199H190L189 200V202H191V200H193L192 202H191V204L189 205V206H187L186 207V205H185V207H184V204H183V206L181 207V204L182 203H184V202H182L181 201V203H180V205H177L176 204V206H177V208H180L179 210L180 211H182L181 213H179L180 211L177 209V208H175V206H173L174 204V202L173 201H170V203H172L171 205H170V203H169V205L171 206V210L169 209H167L168 211L166 212H163L164 211V209L165 208H163V211H162V213H163V216L160 214V209H161V207H164L163 206V203L162 204H157V205H160V209H159V212H155V214H154V212H152L155 208H158L156 205H153L155 208H153L152 207V210L150 209V207L152 206H149L150 205V202H152V201H150V200H146V199H142L141 200V202H143V204H142V207L141 206H138V207H141V208H144V209H146L147 210V208H145V207H143V205H144V202L145 201H150L148 204H146V205H148L147 207L150 209L149 211L150 212H152L151 214H150V212L148 213H146L147 214V218L149 217L150 219H152L153 220V218L157 215L158 217H159V215H161V217H160V219L159 218H157L158 220V222H159V220H161L162 218H163V220L165 221V222H163V224H165L166 223V221H168V220H171L172 221V218H171V216H175V219L176 218H178L179 217V219L181 218V219H184L185 217L184 216H186L187 217V221L189 222V220H188V218L189 219H191L190 218V216L192 215V218H194L195 217V215H196V213L193 211V213H191L192 212V210H195V208H193L192 209V203H194L195 201V197ZM209 196H211V195H209ZM213 196V195H212ZM229 196H231V197H229ZM248 196V197H247ZM12 197H13V195H12ZM128 197V196H127ZM170 197V196H169ZM169 197H167V198H165L164 200L165 201H168V198ZM217 197H219V196H216V198ZM1 198V197H0ZM46 198V199H47ZM129 198V197H128ZM131 199L133 198V200L135 199L133 196H131L130 197ZM140 198V197H139ZM174 198V197H173ZM172 198V199H173ZM176 198H174V199H176ZM196 199V200H198V201H200V204H197L198 205V207L199 206H203V208L202 209H204V211H207V213L209 212V213H211L212 215L214 214V216H216L219 212L217 211V213H215V212H213V211H210V210H208V209H210L209 208V206H208V204L207 205H204V204H206V203H208V200H205V201H203L204 199H201L202 200V202H201V200L200 199ZM206 198H210V197H206ZM215 198V196H214V199H216ZM238 198L240 199L239 201H238ZM253 198V197H252ZM255 198V197H254ZM258 198H259V196H258ZM256 198L257 199V201L259 200L260 201V203L259 204H256V205H253V202L255 203L256 202V199H254V201H251L250 203H252L251 205H248V206H242V205H240V203H238V204H235V205H238L239 206V210L240 211H238V210H234V209H228L229 210V212L227 213V214H225L226 215V217L227 218H223L221 215H217L216 217V219H214V217H213V220H215V221H217V220H220V223H217V222H219V221H217V222H214L213 223V220L211 219L212 217H210V224L212 225H214V227L215 228H212V226L211 225H209V226H207V228L209 229H206V228H201L200 226H198L197 224H194L191 228L190 227H188V225L187 224H185L186 223V220H185V223H183L184 224V226L185 225H187V227H188V230H187V228H185L184 226H181V229L179 230V228L178 227H176V226H178V225H176L175 224V222L178 220V219H176V221L175 220H173V223L175 224V226L174 227H176L175 228V233H174V231H173V224L170 222V224H171V226H169L168 224L167 225H159V228H160V226H161V230H163V229H165L166 228V226H168V230H169V228L170 227H172V231H173V233H172V231L170 232L169 231V233H168V231H167V233L170 235V234H173V236L174 235H176V238H178L179 236H178V234H181L180 235V237L181 238H179V239H183L182 241L181 240H179V239H177L178 240V242L180 243V244H178L176 241H175V243L173 242V241H171V242H173L174 244H176L175 245V247H174V249H171L172 247V244L173 243H171V244H169L170 245V248H169V250H170V252H168V253H166L165 251H161V249H158V248H156V250L155 249H152V250H149V248L151 249L152 247L153 248H155L156 246H154V244H156V243H154L153 241V245H152V242H151V245H150V241L152 240L151 238H153V237H157V235L156 234H154L153 232H155V231H153L155 228H157L158 227V225L156 226V227H154L155 225H156V223H154L155 225L152 227L151 225H150V227H152V229H149V227L147 228L146 227V225H149L150 223L152 224V221H150L149 220V218H148V221H150L149 223L146 221L145 222V220L143 221V218L145 219V217H144V215H143V212H141L142 213V215H141V218L142 219H140L139 221H142V222H145L146 223V225H145V223H142V222H139L138 221V219L140 218L139 216V213L138 214H135V215H137L139 218H137L134 214V218L133 219H135L134 221H133V223H132V221H131V223L130 222H127L126 221V219H130V215L128 214L127 216L129 217H125L124 215H123V213H122V215L124 216V218H123V220H122V217L120 218V219H118V218H115V221H114V224H115V222H116V226H117V223L119 224L118 225V227L120 226V228H118L116 231H114L116 228H114V225H112V227H113V233H112V228H111V226L109 227H107V226H105L107 223H113L112 221H108V219H107V222H105V221H103V220H101L103 223H106V224H103L104 225V227L105 228H107L106 229V232H107V234H111V235H106L105 233V229H103L104 227H102L101 226V222H100V226L102 227V228H100V229H98V225L99 224H97V226L96 225H93V224H90L89 225V223H88V225L90 226H88L90 229L92 228L91 226L93 225V228H92V231L90 230V229H88V230H86L85 228H86V223L88 222H86V223H83V222H80L81 221V219L77 222V224L76 223H74V225L76 224V226L79 224V222L81 223L80 225H82V223L84 224V225H82L83 226V228L84 229H81L82 228V226H80V227H78V228H76V226H74V230H76V232L77 233H81V235H83L82 233H84L85 231L84 230H86L87 232H85V235H83V239H84V241H82V242H76L75 244H73L72 246H71V248L72 249H76V248H78L79 247V244H80V246L84 249V248H86L87 250L89 249V247H90V245L92 244H94V246L92 247L93 248V250H92V248L90 247V250H88V251H86L85 249V252H88V253H91V254H96V253H93V251L94 252H97L98 250V247H97V249H96V247L95 246H102L103 247V243H104V247L103 248H105L106 246H108V245H111L110 247H112L111 248V250H110V248L108 247V250H109V255L110 256H107L108 257V259H110L111 258V262H112V264H135L136 263V260H138L139 259V256H142V258L144 259V260H146V256H148L149 258H151V260L150 259H148L149 261L147 262V263H150L151 264V261L153 262V260H154V263L156 264V262L158 263V264H160L161 263V261H162V259H160V258H162L163 256L161 255V254H165L166 255V257L167 256H169L168 258H167V260L165 259V262L163 263V264H166V261H168L167 263L169 264V262H170V259H172V257L174 256V259H172V261L170 262L171 264H174L175 262L173 261V260H176L175 259V257H177V255H178V258L177 259H181V262H177V260H176V262L177 263H180V264H205L206 262V259H208L209 258V254H214V253H216V255L213 257L214 259L217 257L218 259H219V257L221 258V257H224V253L226 254L227 253V257L229 256L228 254H231L232 256L233 255H235L236 253L238 254V258H239V260L241 261V263L240 264H252L251 263V261H250V258L249 257H251V256H253V259H254V256L257 258H255L256 259V263L257 262H259V264H264V261L263 260H261L260 258H258V257H260V256H263V258H264V197H263V199H262V197L261 198ZM12 199H14V198H12ZM24 199V200H23ZM53 199V200H52ZM156 199V198H155ZM155 199L153 200V201H155ZM171 199V200H172ZM213 198L212 199H209L210 200V205H211V207L213 206H219V205H213L214 203H213V200H214ZM137 200V199H136ZM135 200V201H136ZM157 201H158V199H156ZM162 200V199H161ZM212 200V201H211ZM262 200V201H261ZM13 201H15V199L13 200ZM22 201H21V203H22ZM134 201V202H135ZM159 201H160V199H159ZM198 201L197 202H195V203H198ZM216 201V200H215ZM228 201V200H227ZM242 201V200H241ZM240 201V202H241ZM16 202H17V200H16ZM160 202H162V201H160ZM176 202V201H175ZM206 202V203H205ZM211 202H212V204H211ZM217 202V203H216ZM215 203L216 204H221L222 202H220V200H219V202L218 201H216ZM231 202V200L229 201V203ZM244 202V201H243ZM20 203V204H21ZM64 203H65V200H64ZM133 203V202H132ZM147 203V202H146ZM156 203H158V202H156ZM155 203V204H156ZM202 203V204H201ZM229 203H228V206H226V207H229ZM233 203H235V202H233ZM19 204V203H18ZM27 205H28V207H24L23 205V207H24V211H26V213L27 214H29V215H27V214H25V215H27L28 216V218L29 217H31V218H29L30 220H32L34 223H37V221H40V222H43V221H45V220H43L45 217H44V213L42 212V214H44V215H41L40 213V211H42V210H40L39 211V213H36V212H34L33 210H32V207L29 205V203H26ZM34 204H39V205H34ZM134 204H136L135 206L137 207V205H138V203L137 202H135ZM223 204V203H222ZM225 204H227L226 202H225ZM225 204L224 205H222L223 206V208H222V206L221 207H219V208H221V209H226V207H225ZM5 205V204H4ZM41 205V206H40ZM107 206V208L105 207V209L103 208L104 206ZM131 205V204H130ZM129 205V206H130ZM167 205V204H166ZM169 205H167V207L169 206ZM197 205H196V207H197ZM235 205H234V207H235ZM244 205V204H243ZM21 206V205H20ZM29 206L31 207V209L29 208ZM65 206V207H64ZM131 206H134V205H131ZM179 206V207H178ZM22 207V208H23ZM109 207V208H108ZM166 207V206H165ZM166 207V208H167ZM212 207V208H213ZM215 207V208H216ZM225 207V208H224ZM231 207V206H230ZM29 208V209H28ZM101 208V212H103L104 213V211L106 210V211H108V213L107 212H105L104 213V216L102 215V214H100L101 212H98L99 211V209ZM127 208H129L130 209V207H127ZM170 208V207H169ZM199 208H201V207H199ZM198 208V209H199ZM232 208V207H231ZM0 209H4L3 208V204L1 203L0 204ZM108 209V210H107ZM131 209H132V207H131ZM130 209V211L132 212V210ZM177 209V210H176ZM183 209V210H182ZM221 209H219L220 211H221ZM109 210H112V211H110L109 212ZM137 210H138V208H137ZM139 210H140V208H139ZM143 209H141V211H142ZM158 210V209H157ZM162 210V209H161ZM173 210V211H172ZM217 210V209H216ZM21 211V210H20ZM136 211V210H135ZM145 211V210H144ZM169 211H171V214H174V215H171V214H165V213H170ZM177 212V213H173V212ZM179 211V212H178ZM201 211H203V210H201ZM203 211V213L202 212H200V210H198L197 211V209H196V212H200L201 214V216L199 215L198 216V213H197V217H196V219L198 218L199 219V221L201 220V219H203L202 221H206L207 219H205V217H209V215H207V213L206 212H204ZM215 211V210H214ZM23 212V211H22ZM38 212V211H37ZM137 212V211H136ZM184 212V213H183ZM186 212L188 213V214H186ZM69 213H71V212H69ZM119 213V214H118ZM157 213V214H156ZM181 214V215H177L178 217H176V215L175 214ZM206 213V215L207 216H202V215H204ZM221 213V212H220ZM23 214V213H22ZM56 214V213H55ZM72 214V213H71ZM105 214H107V215H105ZM155 216H154V215ZM182 214H184V215H182ZM186 214V215H185ZM191 214V215H190ZM211 214H210V216H211ZM20 215H21V213H20ZM24 215V214H23ZM46 215H50V214H46ZM52 215V216H53ZM57 216V217H55V215L53 216V217H55L56 219H57V222L59 223V221L63 218H61V219H59L58 217H61V216ZM62 215V216H63ZM68 215V214H67ZM100 215V216H99ZM132 215V214H131ZM169 215H170V217H169ZM190 215V216H189ZM3 215L2 214H0V219H5V218H1ZM42 216V217H41ZM51 216V215H50ZM51 216V217H52ZM47 217V216H46ZM51 217H50V220H49V223L52 221V223H53V219H51ZM68 217H69V215H68ZM118 217V216H117ZM153 217V218H152ZM183 217V218H182ZM199 217H201V218H199ZM202 217H204V218H202ZM27 218V217H26ZM42 218V219H41ZM48 218V217H47ZM67 218V217H66ZM114 218V217H113ZM136 218H137V221L138 222H136ZM146 218V219H147ZM174 218V217H173ZM46 219V218H45ZM55 219V220H56ZM68 219V218H67ZM66 219V222L68 221ZM155 219H156V217H155ZM198 219L197 220H195V218H194V220L195 221H193V219L192 220H190V222L192 221L193 223L194 222H198ZM29 220V221H30ZM42 220V221H41ZM59 220V221H58ZM65 220V219H64ZM64 220H62V221H64ZM96 220V221H97ZM111 220H112V217H111ZM121 222H120V221ZM31 221V223L32 224H34L33 222ZM47 221V220H46ZM69 221H72V220H70L69 219ZM68 221V222H69ZM155 221V220H154ZM180 221V220H179ZM202 221H200V225H201V222ZM208 221V220H207ZM206 221V222H207ZM40 222H38L37 223V225L39 224H41L42 225V223H40ZM65 222V223H66ZM68 222H67V225H70V224H68ZM85 222V221H84ZM91 222V223H92ZM95 222V223H94ZM98 222V221H97ZM134 222H136L137 223V225H135V227H133V225L132 224H134ZM157 222V223H158ZM161 223H162V220L160 221ZM160 222L158 223V224H160ZM169 222V221H168ZM167 222V223H168ZM178 222V221H177ZM176 222V223H177ZM187 222V223H188ZM189 222V223H190ZM190 223L191 225L193 224V223ZM209 222V221H208ZM48 223V222H47ZM48 223V224H49ZM52 223H50L49 225H46V223H44L43 222V225L41 226V227H43L44 225V228H46L47 226H48V228H49V226H53V224H55L56 222L54 221V223L52 224ZM62 223V224H61ZM64 222H61L60 221V224L61 225H64L65 224ZM130 223V224H129ZM144 224L143 226H142V224ZM148 223V224H147ZM181 223V222H180ZM199 223V222H198ZM60 224H58V226L57 225H55L56 227H59L60 226ZM129 224V225H128ZM190 224H189V226H190ZM109 225V224H108ZM131 225V226H130ZM52 226L50 227V228H52ZM54 226V227H55ZM71 226V225H70ZM202 226V225H201ZM132 227V228H131ZM144 228V230H145V232L147 231V230H151V232L152 233H150V231L147 233V234H149V236H153V237H147V235L145 234V232L144 231H141V230H143V228ZM146 227V228H145ZM182 227H184V229L185 230H183L182 229ZM65 228H66V226H65ZM70 228V227H69ZM110 228V229H109ZM159 228H157V229H159ZM217 228V229H216ZM53 229V228H52ZM60 228H57L56 229V231L58 232V231H60L59 230ZM72 229V226H71V228H70V230H65L64 229V227H63V229H62V227H61V231H65V232H67L66 233V235H70L71 236V233L69 234V231H73V230H71ZM103 229V230H102ZM111 231H109V230ZM157 229H156V231H157ZM219 230V234L220 235H218V234H216L215 232V230ZM54 230V229H53ZM108 230V231H107ZM160 230V231H161ZM176 230H178L177 232L178 233H176ZM105 232V233H103V232ZM215 231V232H214ZM54 232V231H53ZM63 232H58V235H60V234H63ZM144 234H143V233ZM218 232V231H217ZM60 233V234H59ZM73 233V232H72ZM159 233V235L158 236H160V232H157V234ZM165 233V232H164ZM164 233H162V231H161V234L163 235ZM57 234V233H56ZM153 234V235H152ZM78 235V234H77ZM77 235H75V236H77ZM87 235V236H86ZM102 235H103V237H102ZM144 235H146V237L144 236ZM156 235V236H155ZM161 235V236H162ZM165 235V234H164ZM167 235V239H169V238H173V236L172 235ZM221 236L220 238L218 237V236ZM73 236H74V233H73ZM97 236V237H96ZM41 235H39V238L41 239ZM78 237H81L80 235H78ZM88 237V238H87ZM95 237L96 238H102L104 241H102L101 240V238H100V241L102 242V243H100L99 241H98V239H95ZM175 237V236H174ZM67 238H69V237H67ZM86 238V239H85ZM95 240H94V239ZM145 238H149V242L147 241V239H145ZM171 238V239H172ZM92 239H93V242H91L92 241ZM158 239V241H159V239H160V237L159 238H157ZM67 240V239H66ZM70 240V239H69ZM140 240H142L141 242H143V246L144 247H142V245H140V243H139V241ZM175 240V239H174ZM9 239H8V236L7 235H0V253L2 254L3 252H5L6 250H9V249H11L10 251H11V254L12 255H16V254H22L23 252H25V250H27L28 249V247H26V246H24L22 249H18V248H16V247H12L10 244H9ZM41 241V240H40ZM98 242V243H96V242ZM146 241V242H145ZM169 241V240H168ZM167 241V242H168ZM148 242V244L151 246V247H148V249H147V245H146V243ZM181 242H184V244L182 243L181 244ZM63 243V242H62ZM62 243H60L59 245H57V246H54L53 248V250H54V252H59V251H62L63 250V248H64V246L62 245ZM78 243V244H77ZM82 243V244H81ZM95 243H96V245H95ZM105 243H106V245H105ZM186 243V244H185ZM98 244V245H97ZM158 244V243H157ZM163 244H164V242H163ZM173 244V245H174ZM91 245V246H92ZM148 245V246H149ZM168 245V246H169ZM179 245V246H178ZM133 246H135L136 248H134ZM166 246V245H165ZM180 246H182L183 248L181 249L180 248ZM100 248V251H102V253L104 254V256H103V258H105V254L106 253H104V251H107L108 252V250H101V249H103V248ZM158 247V246H157ZM159 247H161L160 245H159ZM181 249V250H179V248ZM7 248V249H6ZM94 248L96 249V250H94ZM162 248V247H161ZM166 248H167V246H166ZM166 248H163V250L164 249H166ZM176 248V249H175ZM105 249H107V248H105ZM144 249V250H143ZM5 250V251H4ZM92 250V251H91ZM168 250V249H167ZM177 250H179V251H177ZM3 251V252H2ZM100 251H98V253H100V255H103ZM158 252V253H157ZM161 252V253H160ZM221 254V255H219V254ZM156 254L157 255H160V258L159 257H157L156 256ZM144 255V256H143ZM171 255H173V256H171ZM219 257H218V256ZM239 255H241V257H239ZM157 257V259L155 258V259H153L154 257ZM207 256H208V258H207ZM226 256V255H225ZM237 255H235V257H236ZM245 256H246V258H245ZM110 257V258H109ZM113 257V258H112ZM165 257V256H164ZM164 257H163V259H164ZM213 258H211L210 257V259H212L213 260ZM241 258L243 259V260H241ZM262 258V257H261ZM101 260V264H109V260ZM159 259H160V261H159ZM180 259L178 260V261H180ZM209 259V260H210ZM217 259V260H218ZM227 259V258H226ZM234 259V258H233ZM232 258L230 259L229 258V260H233ZM237 259V258H236ZM245 259V260H244ZM116 261V263L114 262L113 263V261ZM140 260V259H139ZM138 260V261H139ZM144 260H142L141 259V262L143 261L144 262ZM155 260H157V261H155ZM258 260H261V261H258ZM100 261V260H99ZM137 261V262H138ZM164 261V260H163ZM184 261H186V262H184ZM211 261V260H210ZM210 261H207V262H210ZM111 262H110V264H111ZM142 262V263H143ZM160 262V263H159ZM218 262H219V260H218ZM217 262V263H218ZM227 262V261H226ZM254 261H253V264L255 263ZM140 263V262H139ZM216 263V264H217ZM228 263V262H227ZM229 263H231V262H229ZM234 263L236 264V262H235V259H234ZM72 264V263H71ZM136 264H138V263H136ZM141 264V263H140ZM144 264H146V262H144ZM153 264V263H152ZM176 264V263H175ZM209 264V263H208ZM213 264V263H212ZM258 264V263H257Z\"/></svg>","mask_w":264,"mask_h":264},{"label":"rangeland","instance_id":"2","mask_svg":"<svg viewBox=\"0 0 264 264\" xmlns=\"http://www.w3.org/2000/svg\"><path fill=\"white\" fill-rule=\"evenodd\" d=\"M1 1V0H0ZM9 1V0H8ZM8 1H4V2H6V3H4L3 1L2 2H0L1 4V6H3V5H7V3H8ZM27 3H26V5H24L25 4V1H24V4H23V6L24 7H26L27 5H29L30 3H28V1H26ZM34 4H36V3H34ZM33 4V6H34V8L37 6V4L36 5H34ZM33 6H32V3H31V5H29V6H27L26 8H30V7H32L33 8ZM228 6H226V8H227ZM228 9V10H227ZM227 9H225V7H223V13H224V17L226 16H228V17H233V16H235L236 14H237V12H236V14H235V12H233V11H230L231 10V8H227ZM255 9H258L259 10V12H258V10H255ZM224 10H227L226 12L224 11ZM247 10H249V11H247ZM254 10V11H253ZM261 9H260V7L258 8V7H255V8H253V9H246V10H243V11H241L240 12V14H239V16L240 15H243L242 14V12H245V15L247 16V15H250V17L251 18H253V19H256V24H258V25H261V24H263L264 23V21H262V19L261 18H263L264 17V14H263V11H264V9L263 10H261L262 11V14L260 13L261 11H260ZM246 12H247V14H246ZM251 12V13H250ZM237 16H238V14H237ZM236 17V16H235ZM261 17V18H260ZM258 18V19H257ZM261 20H260V19ZM32 19V20H31ZM31 19H23L24 21H23V23L21 24V22H19L18 21V23H16L15 21L16 20H14V22L18 25V27H19V30H18V28H16L15 26V23L13 24L14 25V27L16 28H4V30L1 32L0 31V33L1 34H6V35H4L5 36V39H2V40H0V48L2 47V48H6V46L8 45V44H4V43H7V42H9L10 40H14L15 41V39L17 38V37H15L16 36V33H17V35L19 34V36L21 35V37H20V39H18V40H25V44H27L28 43V39L31 37V36H29V37H27V35L26 36H24V38H23V36L22 35H24L25 33L27 34V32H24V33H22L23 31H25V30H29V28H31L30 26H32L33 25V23L35 22L36 24H35V26L33 25V30L31 29L30 30V34L32 33V38L33 39H36L37 38V40H39L40 38V40H42V41H44V42H41L40 40H39V42L37 43V40L36 41H33L32 40V38H30L31 40L30 41H33V42H30V45H29V43L27 44V45H25L24 43V46H26L27 47V49L28 50H24L25 48H22V46H21V43H22V41L19 43V41L16 39V42L18 43H16V46L15 47H10V45H8L7 46V48L9 47L10 49H12L11 51H7V50H9V49H5V51H3V50H1L0 49V58H1V56L2 57H4L3 59H6V60H9L11 63H14V64H16L17 65V67H19L18 69L20 70H22V69H24V70H20L21 71V73H23V74H21L20 76H22V77H25V76H31V75H36V74H34V72H33V70L34 69H31V71H30V68L29 67H33V68H35V67H37V68H40V70L41 69H43L42 71H45L44 70V68L45 67H47V70H49L48 68L50 67V73H47V70L45 71V72H43L45 75H43V73H42V71H41V73L39 74V78H44V76H45V78H48L49 77V75L51 76V77H49L50 78V80L51 81H54V82H57V83H54V82H51L49 85H48V81H49V79H47L48 81H47V86H45L46 85V83H44L45 81H46V79H43L44 81L42 82L41 81V79H37V78H35L34 76L33 77H30V78H32V79H35L36 81H37V83H35L33 80H31L30 81V79H28L29 80V82L31 83L30 84V87H31V85H33V84H35V85H33L34 86V89H35V91L36 92H34V90H30V89H32L33 88V86H32V88H29V87H27V86H29L28 84V80L26 79V78H24V79H20V76H19V74H20V72L18 71V69H16L17 67H15L16 65H14V64H11L9 61H7L6 62V64L7 63H10V64H7L8 65V70L6 71V69H4V68H1L2 66L1 65H3V64H1L0 65V68L2 69V70H4V71H0V74H4V72H6V73H8V75H12V76H8L7 74H4L6 77H4V76H2V75H0V77H1V79L2 80H0V82H1V84H2V81L3 82H5V83H8L9 84V86H10V83H9V81H10V79H14V76H15V78H17L16 76L17 75H15V71L14 70H10V68L9 67H11L10 65H12L13 67H11V69L13 68V69H16L17 70V72H18V79H19V83H21V82H23V85H25V83L27 82L28 84H27V86H24V87H27V88H24L23 89V87H21L20 89H23V90H21V91H23V92H20V94H21V96H22V93H25L23 96H22V98H24V99H26V100H28V101H30L31 100V98H36V97H38L40 100L39 101H41L42 100V103H41V105L37 108V105L36 104H33V105H35L36 106V108L34 107L33 108V105H30V107H29V109H30V113H29V118L27 117V121H26V119H25V121H26V123H28V121H30L29 123H28V125H26L27 127H25V123H23L24 124V130L22 129V131H25L24 133L25 134H23L22 133V131H21V133H19V131H20V129L18 128V126L16 125V123H13L14 125H16L15 127H17L16 129L18 130V132L17 131H14L15 132V136H14V132L12 133L11 132V130L14 128L13 127V124L12 123H10V124H8V125H10V130L9 129H7V127L5 126V125H2L1 127H2V129H0V134H1V132L3 133H6L5 135H4V133L2 134V135H0V140H2V141H0V148L2 147V144H4L3 145V147H5V148H1L2 150L0 151L1 153H0V156H1V158L3 159H0V172H1V170L3 171V175L0 173V181L2 182V181H4V183L2 182L0 185V204L2 203L3 204V210L2 209H0V214H2L3 216L1 217V218H5V219H0V235H7L8 236V239L10 240L9 241V244L12 246V247H16V248H18V249H22L24 246H26V247H28V249L27 250H25V252H23L22 254H16L15 256L14 255H12L11 254V249H9V250H4L5 252H3L2 254L0 253V264H101V260L103 261V260H107L108 259V257L107 256H110L109 254V250H108V247L110 248V250H111V248L112 247H110L111 245H108V246H106L105 248H107V249H105V248H103L104 247V243H103V247L102 246H95L96 247V249H97V247H98V251H100V248L102 247L103 249H101V250H108V252L107 251H104V253H106L105 255V258H103V256H104V254L102 253V251H100L103 255H100V253H98V251L97 252H94L93 251V253H96V254H91V253H88V252H85V250L86 251H88V250H90V247L92 248L93 246H94V244L91 246L90 245V247H89V249L87 250L86 248H82L81 246H80V244H79V247L78 248H76V249H72L71 248V246L73 245V244H75L76 242H82V241H84V237H83V235H85V232H87L86 230H88V229H90L89 227V225L90 224H93V222L91 223H89V220H83L82 221V219L81 218H83L81 215H78V214H74L75 212H74V210H75V208L76 207H80L81 208V201H80V198H79V192H77V198H74V199H67V198H65V199H62L63 197H64V195H62V194H60V198H61V196H62V198H61V200H63L62 201V203H63V205L65 204V206H69L70 208L68 209V211L69 212H71V213H69V212H67V214L69 215V217H68V215L66 214L65 215V213H64V215L62 216V215H60L61 213L59 212V210H58V212H55L54 213V215H55V217H57V216H61V217H58L59 219H61L62 217V219L60 220L61 222H66V219L69 221V219L70 220H72V221H67L68 222V224H70L71 226H72V229L71 230H73V231H69V234L71 233V236L70 235H66V233L67 232H63V231H61V227H62V229H63V227H64V229L65 230H70V228H71V226L70 225H67V222L64 224V225H61L60 224V221H59V223L57 222V219L55 218V217H53L54 215L53 214H51L52 212H54V211H50V212H48V213H46L47 211H49V209L47 210V211H45L44 209H40V208H43V206H41L40 208H39V210H37L38 208H36L35 209V211L33 210V206H32V204H30V203H32V201L30 200V202H28V199H30V198H34L35 197V195H40V193L38 192V191H40L41 190V193H42V191H43V193H44V197H45V195L46 196H48L50 193H54V195H52V197L53 196H55L56 194L55 193H57V188H56V192L55 191H53L55 188V186L56 185H59V183H61L62 182V180H63V177L62 178H60L61 176H64L65 177V173H64V171L66 172V175L68 174V173H71V172H73L72 173V176H71V174L69 175V176H66V177H70V178H75V176H77V177H85V175L86 174H88L89 172H87L88 170L90 171L95 165H96V162L97 161H99L101 158L100 157H102V158H105L104 156H103V154L105 155L106 154V159L108 158V157H110V155L112 156V153L114 152V153H116L117 152V146H119L118 144H119V140L120 139H118L119 137L120 138H122L121 136H126V137H124V139L123 140H126V139H128V136L127 135H129L128 134V131L129 130H131V128H132V130L134 131L133 133H134V135L136 136V134H137V131H136V133H135V130L136 129H139L140 128V126L142 125V123L143 122H147V118L145 119V117L147 116L148 117V113H150L148 110H150L153 106H155V105H159L162 101H163V99H164V97L166 96V95H168V96H170V94L172 95H174L175 94V98H177V99H180V97L179 96H181V94L183 95V97L181 96V99L182 98H184V96H185V94L183 93V91L184 90H192L193 89V87L194 86H192V78L193 77H195L196 75H197V73L198 72H200L202 69V67L203 66H208V64H210L208 67H214L215 68V64L219 67V69H222L223 67L224 68H226L227 66H229L230 68L229 69H234L235 67V69H237L236 70V72H234L235 70H228V69H222V70H224L223 72L224 73H226V72H228L229 71V74H238V72H239V69H241L240 67H242V68H244V70H246V67L248 66V68H250L251 67V69L253 70L252 71V74H254L255 76L257 75L258 76V78H257V76L255 77L254 75H253V78H254V82L255 81H258V79H261V80H259L257 83H260V81H262V82H264V78L262 79L261 77L262 76H264V56H258V55H255V53L257 52L259 55H260V52H261V50L262 51H264V47H263V45H264V42L262 43V44H260L261 42L259 41V36H260V33H257V32H259L260 30L258 29V27L255 25V27L258 29L257 30V34H253L252 35V40L254 39V37L256 38V35H259V36H257L258 38V44H257V42H255V39H254V41H253V43H251V44H249V46L250 47H247V46H244V43L245 44H247V43H250V42H252V40H251V38H250V41L248 42V41H246V42H240V44H239V41L240 40H232V39H229V36H230V34H233L231 31H234V30H232L231 29V33L229 34V29L226 31V29L224 30V32L226 33L227 32V37H226V35L225 34H223V35H225L224 36V39H223V37H221V36H223L221 33H224V32H222L221 31V33H219V34H217V36L219 35V38L220 39H217V41H216V43H213V46L215 45V47H213L212 45H209V47H208V40L207 39H211V38H208V37H202V40L204 39V38H206V40H207V42L206 43H204L203 45H202V43L201 44H199V46H198V48H193V49H190V48H185V49H187V51L189 52H186V51H183L182 50V48L180 49V50H177L176 48L177 47H173V49L171 48L172 47V45L173 46H175V44L176 45H179L178 43H180V41L182 40L181 38L183 37V40H185V41H188V39H187V37L184 35V34H186V32H187V30L189 29V28H186V29H184L183 31H185L184 32V34H183V31H181L180 32V28H178L177 30L180 32V35L182 36V37H180V35L178 36V35H173L172 33H171V39H172V41H170V40H168V38L166 39V37H167V35L166 36H164V34H162L163 36H164V38L166 39L165 40V43H166V46H165V43H164V41L163 42H161L160 40H158V39H161V37H162V35H161V37H160V35H159V37L157 36L158 34H161V33H157V37L156 36H154L155 34H152V32H149V34L147 35V37H149L150 36V33L152 34L151 35V37L153 36V37H156V39L155 38H153V39H155V40H153L152 38V40L151 39H147L148 40V42H146V44L148 43H150L149 45H148V47H144V46H140V49H137V44H136V47H129L128 46V51L126 52V51H124L125 49H127V42H128V39L130 40V38L133 36V35H131V33H129L128 31H126V32H113V34H111L110 32H109V30L107 31V32H105L103 29H106V28H100L97 24L98 23H95L96 25H94V22H92L91 23V21L90 22H88L87 24H89V26H91L90 28H86L85 29V27H82V25H80V24H77V21L75 20L74 22L73 21H70V26H71V24H72V28H64V30H62L63 31V33L61 32V30H60V34L59 35H57L56 33L54 34V32H56V31H58V30H55L53 33L51 32V30H54L53 28H44V27H42V29L41 28H37L38 27V23L36 22V18L34 19V16H33V18H31ZM33 19H34V22H32L33 21ZM264 19V18H263ZM18 20V19H17ZM20 20H22V19H20ZM258 20H260L259 22H257ZM182 21V20H181ZM3 23H5L4 21L2 22V20H1V23H0V25L2 24V25H4ZM8 23H9V21H8ZM12 23H13V21L11 22L10 21V24L12 25ZM75 23V24H74ZM20 24L22 25V26H20ZM30 24H32V25H30ZM180 24H181V22H180ZM11 25H9V24H7V26H10L11 27ZM4 26H6V24L4 25ZM4 26H2V27H4ZM24 26V27H23ZM83 26H84V24H83ZM95 26H97V27H95ZM26 27V28H25ZM40 27V26H39ZM79 27H80V30H79ZM84 28V30L82 29V28ZM87 27H88V25H87ZM261 27H262V25H261ZM96 28H98V29H96ZM255 28V29H256ZM3 28H1L0 30H2ZM8 29V30H7ZM43 30L42 32H41V30ZM94 29L96 30V31H94ZM183 29V28H182ZM192 29H194L193 30V32H190V35H197L198 34V31L200 30L201 31V28H199V30H198V28H192ZM213 29V31H214V28H212ZM224 29V28H223ZM254 29V31H256ZM6 30H7V32H6ZM15 30V31H14ZM17 30H18V32H17ZM27 30V31H28ZM38 30L40 31V32H38ZM75 30V32H70V31H74ZM81 30H83V31H81ZM89 30V33H86L87 31ZM107 30V29H106ZM177 30H174L175 32H177ZM189 30H191V29H189ZM188 30V31H189ZM6 33H5V32ZM10 31V33L11 34H9L8 36H7V34H8V32ZM21 33H20V32ZM69 32V34H68V32ZM78 31H81V32H78ZM84 31H86L85 32V34L84 33H82V32H84ZM152 31V30H151ZM4 32V33H3ZM15 32V33H14ZM37 32V33H36ZM174 32V33H175ZM195 32V33H194ZM235 32V31H234ZM14 33V34H13ZM33 33L35 34V35H37V36H35V35H33ZM45 33H47V35H46V37H49L48 39L45 37ZM50 33V34H49ZM67 33V34H66ZM155 33V32H154ZM178 33V32H177ZM177 33H175V34H177ZM192 33V34H191ZM194 33V34H193ZM199 33H201V32H199ZM0 34V38H1V35ZM39 34H40V36H39ZM41 34H43V35H41ZM221 34V35H220ZM228 34H229V36H228ZM14 35V36H13ZM29 35V34H28ZM56 37H55V36ZM60 35H61V37H62V39H61V37H60ZM71 35L74 37H72L71 38ZM83 35V36H82ZM115 35V37H112V36H114ZM199 35V34H198ZM235 36H237L236 35V33L234 34ZM42 36V37H41ZM58 36V37H57ZM82 36V38H81V40H83L85 43H87V44H82L81 45V43L83 42H80L81 40L79 39L80 37ZM91 36V37H90ZM105 36V40L103 39V37ZM145 36V35H144ZM206 36V35H205ZM235 36H230V37H235ZM3 37V36H2ZM8 37L10 38V40H8ZM12 37H15V39L14 38H12ZM176 37H178V41H177V39H176V43H174L175 42V38ZM226 37V38H225ZM4 38V37H3ZM39 38V39H38ZM47 39L48 41H46L45 39ZM64 38V39H63ZM69 39V40H71V41H69V40H66V39ZM71 38V39H70ZM169 38V39H170ZM236 38H238V36L236 37ZM236 38H234V39H236ZM53 39H55V40H53ZM145 39H146V36H145ZM181 39V40H180ZM191 39H193V38H189V40H191ZM257 39H256V41H257ZM173 40H174V42H173ZM202 40H200V41H202ZM205 40V39H204ZM204 40L202 41V42H204ZM219 40V41H218ZM220 40L222 41V43H219L220 42ZM224 40V41H223ZM52 41H54V42H52ZM55 41H56V43H55ZM59 41H63L62 43L61 42H59ZM150 41V42H149ZM154 42V44H156V45H154L153 44V42ZM156 41V42H155ZM159 41V42H158ZM168 43H167V42ZM170 41V42H169ZM78 42V43H77ZM80 42V43H79ZM83 42V43H84ZM96 42V46L94 47V48H96L97 47V45H98V50L99 51H94V52H97V54H98V59H97V57H96V60L94 59V60H91V61H93L92 62V64H94L95 65V63L96 64H99V65H101L102 66V70L100 69L101 68V66H93V65H91V61L90 62H88V63H90L89 65H91V66H93V71L91 70V68L88 66L87 68L88 69H90L91 71H89L90 73H91V76L89 75V76H87L86 77V74L84 75V72H85V69H86V71H87V68H86V65L84 66V64H82L83 63V61H84V59H80V55H79V57H77L78 56V54H81V57H83L84 58V56H86V57H90V56H92V54H91V52H90V54H88L89 53V51L88 50H86V52L84 51L85 49H86V45H90V47L92 48L93 46H94V43ZM99 42H102L101 43V45H102V47H100L101 45H99L98 43ZM108 42H109V44H108ZM34 43H35V45H34ZM40 43V44H39ZM67 43H70L69 45L67 44ZM75 43V44H74ZM103 43H105V44H103ZM157 43H161V46L163 47V49H164V46H165V49H164V52H163V49H157L156 50V46H157ZM163 43V44H162ZM169 43H171V45H167V44H169ZM255 43V44H254ZM20 44V45H19ZM44 44V46L46 47V49H45V47L44 46H42ZM46 44V45H45ZM58 45V46H55V45ZM63 45V47H62V45ZM71 44H72V46H71ZM74 44V45H73ZM119 44V45H118ZM217 44H219V45H217ZM241 44H243V45H241ZM3 45V46H2ZM39 45V46H38ZM105 45H107L106 46V48H105ZM110 45V46H109ZM164 45V46H163ZM242 46V48L241 47H239V46ZM19 46V47H18ZM31 46V47H30ZM34 46V47H33ZM54 48H52V47ZM55 46V47H54ZM65 46V47H64ZM68 48H67V47ZM78 46H79V48H78ZM82 46V47H81ZM151 46H155L154 47V50H153V48H151ZM16 47H18L19 48V50H21V51H19V50H17V49H15ZM71 47V50L73 51V52H75V54L77 55H75V54H73V53H71L70 52V48ZM74 47V48H73ZM80 47L81 48H83V53H81L80 51H81V49H80ZM104 47V48H103ZM123 47H124V49H123ZM179 47H181V46H179ZM178 47V48H179ZM204 47H207V48H204ZM212 47V48H211ZM243 47H245L244 49H243ZM263 47V48H262ZM44 48V49H43ZM51 48V49H50ZM64 48V49H63ZM88 49H89V47H87ZM90 48V49H91ZM100 48V49H99ZM102 48L104 49V50H102ZM121 48L123 49V50H121ZM202 48H204V51H207L208 52V54H207V52H205V53H203V49ZM249 50H248V49ZM53 49V50H52ZM131 49V50H130ZM184 49V50H185ZM189 49V50H188ZM211 49V50H210ZM218 50V52L219 53H216V51L214 52V53H211V54H209V52L210 51H212V50ZM235 49V50H234ZM238 49V50H237ZM261 49V50H260ZM62 50H64V51H62ZM76 50V51H75ZM95 50V49H94ZM168 50H169V52H168ZM174 50H176V51H174ZM247 50L249 51V53H251L252 51L254 52V51H256V52H254V56L256 57V59L253 57V55H251V54H249V53H247ZM14 51H17L16 52V54H15V52ZM24 51V52H23ZM26 51H28L29 52V54H31V53H33V55H36L37 57H39V61H36V62H38V63H36L35 62V59L33 58L34 56H32V57H30V56H28V62H29V60H30V64L27 62H25L26 60H27V56H25L27 53H26ZM30 51H32V52H30ZM36 51H38L39 53H37ZM53 51V52H52ZM55 51H57V52H55ZM66 51H67V53H66ZM77 51H79V52H77ZM88 51V52H87ZM92 51H93V49H92ZM104 51V52H103ZM112 51V53H110L109 54V52H111ZM125 52V54L127 55H129V56H131V54H132V58H130L128 55V57L130 58L129 60L127 59V60H124V61H126V62H124L123 61V59L125 58V54H124V52ZM134 51V52H133ZM135 51H136V53L138 52H140L141 51V53H139V55H138V53L135 55ZM144 51H146V52H144ZM149 51V52H148ZM150 51H152V52H150ZM171 51H173V52H171ZM231 51V52H230ZM237 51V52H236ZM260 51V52H259ZM6 52H8V54L6 53ZM11 52H13V54L11 53ZM20 52V53H19ZM22 52V53H21ZM48 52H51V53H53L54 54V56H55V53H57V55L56 56H61V57H63V59L61 58V57H59L63 62L61 63V64H63V69L65 70L66 68L64 67V66H66V65H64V64H66V63H71V61L70 60H72V59H68L69 57H71L72 55L71 54H73V57H75L76 56V58L78 59L79 58V63H80V65L78 64V60L76 59V58H73V61H72V63L70 64V65H72L73 67H74V65L73 64H75V62H77V65L75 64V66H77V67H75L74 69H71L72 67L68 64L66 67H67V69L65 70V72H63L62 73V70L60 71V67L59 66H61L62 67V65L60 64L58 67H57V65L56 64H59L57 61H58V57H56L55 56V60H52L50 63L48 62V63H46L47 61H50V59L47 57L48 56V54H46V56H45V53H48ZM55 52V53H54ZM70 52V53H69ZM115 52H117V54L118 53H120V52H123L122 54H123V56H122V58L123 59H121V60H119V57L121 58V53H120V55H119V57L117 56V54L115 55ZM154 52L155 53H157V55L155 54L154 55ZM197 52H199L201 55H200V57H198L197 56ZM221 52H223L222 54H221ZM230 52V53H229ZM42 53H44V54H42ZM59 53V54H58ZM71 55V56H69V54ZM99 53H101L102 55H103V53H105L103 56H104V58H101L102 57V55L101 54H99ZM108 53V54H107ZM150 53H152V54H150ZM171 53V55H169ZM179 53H181L182 54V56H180L179 55ZM183 53H184V58H182L183 57ZM263 54H264V52H262ZM12 55V57H11V55ZM21 54H24V55H22V57H21ZM88 54V55H87ZM163 54H165L164 56H162ZM189 54V55H188ZM253 54V53H252ZM17 55V56H16ZM18 55H20L19 56V60H20V57L21 58H23L24 57V59L23 60H21V64L19 63V60H16V58H15V56L18 58ZM63 55V56H62ZM83 55V56H82ZM90 55V56H89ZM109 55H110V59H111V61H110V59L108 58L109 57ZM138 55V56H137ZM180 56L181 57V60L179 61V63H181V65H184V66H182L183 68L181 69V67H178L180 64H178L177 63V60L178 59H180V58H176L175 56ZM195 55H196V57H195ZM220 55V56H219ZM47 57V60L45 59L44 60V58H43V60L41 59L40 60V58H42V57ZM65 56H67V57H65ZM69 56V57H68ZM107 56V57H106ZM165 56H168L167 58V60H166V57ZM169 56H171V57H175V59L176 60H174V59H172L171 57H169ZM204 56V57H203ZM205 56H208V58L207 57H205ZM213 56L216 58L217 57V59H212V62H210L211 61V58H213ZM228 56V57H227ZM231 56V57H230ZM246 56V57H245ZM15 59H14V58ZM127 57V58H128ZM162 57H163V59H162ZM165 57V58H164ZM25 58H26V60H25ZM101 58V59H100ZM105 58H108V59H106L105 60ZM160 58V59H159ZM188 60H187V59ZM192 58V59H191ZM193 58L195 59L196 58V60H194L193 61ZM204 58V59H203ZM205 58H207V60L209 61V63H208V61L206 60V63H204L205 62ZM247 58V61L245 60ZM260 58V62L258 63L257 62V60ZM262 58V59H261ZM32 59V60H31ZM101 61H100V60ZM153 59H156L155 61L153 60ZM165 59V60H164ZM172 59V60H171ZM186 59V60H185ZM232 59V60H231ZM253 59H255L254 61H256V63H254L253 64V61H251V60H253ZM1 60V59H0ZM17 62H16V61ZM25 60V61H24ZM81 60H83L82 61V63H81ZM108 60V61H107ZM122 61L124 64L122 65L121 64V62H118L117 63V61ZM161 60H164V62H166V63H163V62H161ZM171 60V63L169 62ZM184 60V61H183ZM190 60V61H189ZM191 60H192V62H191ZM204 60V61H203ZM243 60H245L244 62L245 63H243ZM250 60V61H249ZM4 60H1V62H3ZM31 61H34L35 63H33V62H31ZM60 61V60H59ZM147 61V62H146ZM188 64H190V65H188V66H193L191 69H189V67L187 66V63ZM203 63H202V62ZM227 61H228V63H227ZM233 61V62H232ZM242 61V62H241ZM22 62H24L25 64H29L28 66H26L25 64L23 65L22 64ZM98 62V63H97ZM150 62H151V64H150ZM153 62H155V63H158V65H154L153 64ZM170 63V65H175V66H177V69H176V71L178 70V68H180L181 69V71L180 70H178L177 72H175L176 73V75L174 74V72H173V74H174V76H176V77H174L173 78V80H178L179 79V77H181V78H183V79H181L180 78V80H178V83H177V81H175V83H174V81L172 80V76L171 75H169L168 76V74H166V72H167V70L168 69H165L166 70V72L165 71H163V72H161V70L160 69H158L159 68V66H160V68H162V65L163 66H168L167 64H169ZM189 62H191V63H189ZM195 63V65H194V63ZM198 62V63H197ZM216 62V63H215ZM223 62V63H222ZM224 62H225V64L227 63L228 65H223L222 66V68H221V64H224ZM230 62V63H229ZM252 62V63H251ZM5 63V62H4ZM127 63V67H128V69H127V67L125 68V69H127V71L125 72L124 71V66H125V64ZM175 63V64H174ZM178 65H177V64ZM193 63V64H192ZM197 63V64H196ZM208 63V64H207ZM233 63V64H232ZM39 64V65H38ZM41 64V65H40ZM42 64H44L45 65V67H44V65L42 66ZM46 64H47V66H46ZM143 64H145V65H143ZM152 64L154 65V66H152ZM164 64H166V65H164ZM185 64H186V66H185ZM231 64V65H230ZM241 64V66H239L238 67V65H240ZM260 64H261V66H260ZM5 65V64H4ZM23 65V66H22ZM32 65V66H31ZM54 65H56V66H54ZM82 65V66H81ZM120 65H122V66H120ZM137 65V66H136ZM180 65V66H181ZM203 65V66H202ZM233 65H235V66H233ZM21 66H22V68H21ZM44 67V68H42V67ZM68 66H69V68H68ZM138 67V68H136V69H134V67ZM4 67V66H3ZM5 67H7L6 65H5ZM52 67H54V68H52ZM100 67V68H99ZM165 67H163V68H165ZM170 67H172V66H169V67H166V68H170ZM186 67H188L187 68V70H185L186 69ZM218 67H216V68H218ZM233 67V68H232ZM255 67V68H254ZM260 67H262V68H260ZM29 70H27V69ZM51 68L53 69V70H51ZM98 68L101 70H99V72H100V75H99V72L97 71L96 73H95V71L94 70H98ZM103 68H104V71H103ZM153 68V69H152ZM163 68H162V70H163ZM174 68V67H173ZM172 68V71L174 70ZM0 69V70H1ZM56 69H57V71L58 72H56ZM81 69V70H80ZM105 69H106V72H105ZM123 69V70H122ZM132 69H134L133 70V72L131 73V71H132ZM218 69V70H219ZM250 69V70H251ZM262 69V70H261ZM39 70V69H38ZM40 70L38 71V72H40ZM122 70V71H121ZM130 70V71H129ZM161 72H159V71ZM170 70H171V68H170ZM185 70V71H184ZM222 70H220V71H222ZM249 70V69H248ZM258 71V72H254V71ZM14 71V72H13ZM24 71H26L27 72V74H25L24 73ZM79 71V72H78ZM125 72V74H127V73H131L132 74V77H131V74H129V78H128V76H127V78L128 79H130V80H126V79H124L125 78V74H124V72ZM160 73H158V72ZM184 71V72H183ZM186 71H189V72H186ZM197 73H196V72ZM32 72H33V74H32ZM36 72H37V70H36ZM35 72V73H36ZM37 72V73H38ZM55 72V73H54ZM102 72V73H101ZM103 72H105L106 74H104ZM123 72V73H122ZM164 72H165V75L167 76V79H164L163 80V78H164V76L162 75V74H164ZM186 72V73H185ZM223 72H221V74L223 75L224 73ZM254 72V73H253ZM54 73V74H53ZM62 73V76L60 75ZM86 73V72H85ZM88 73V72H87ZM90 73H88V74H90ZM95 73V74H94ZM157 73V76L158 77H155L156 74ZM168 73V72H167ZM172 74V72H169V74ZM183 73H184V75H185V77L186 78H189L188 80L184 77V75H183ZM187 73H189V75H187ZM196 74L195 76H193L192 77V75L191 74ZM52 74H53V76H52ZM87 74V75H88ZM97 74V75H96ZM103 74V75H102ZM123 74V75H122ZM179 74H181V75H179ZM25 75V76H24ZM43 75V76H42ZM46 75H48V77L46 76ZM57 75H59L58 77H60L61 79H58V77H57ZM128 75V74H127ZM191 75V76H190ZM228 76V74L226 73L225 74V76ZM83 76L85 77V79L83 78ZM94 76H96L95 78H93ZM117 76V78L120 76H122L123 77V80H121V78H119L118 80H120V82L122 81V83H121V85H120V83H118V80H116V77ZM165 76V77H166ZM191 78H190V77ZM10 77V79H9V81H8V78ZM21 77V78H22ZM28 77V78H29ZM38 77V76H37ZM56 78V80H54L55 78ZM71 77H73V78H71ZM102 77H103V79H102ZM163 77V78H162ZM177 77H178V79H177ZM7 80H6V79ZM63 78V79H62ZM71 78V79H70ZM77 78V79H76ZM86 78H87V80H86ZM136 78V79H135ZM154 78V79H153ZM257 78V79H256ZM81 79V80H80ZM94 79H95V81L96 82H94ZM133 79H135L137 82H135L134 80H133V82H134V84L132 83V80ZM139 79H141V80H139ZM152 79V80H151ZM159 79H162V80H159ZM222 79H224V77L222 78ZM6 80V81H5ZM20 80H22L21 82H20ZM71 80V81H70ZM79 80V83H77V81ZM125 80V81H124ZM139 80V81H138ZM190 80V81H189ZM32 81L34 82L33 84H32ZM63 83H62V82ZM76 81V82H75ZM86 81H87V85H86ZM89 81H92L93 83H95V84H98L97 86L98 87H100V89L101 90H103V89H105L107 92H109L111 95H112V97H108L107 96V98H106V95H108L109 93H106V91H104L105 92V94L101 91L100 93H99V91H98V93L99 94H97L98 95V97H100V98H98L97 97V95H96V97L98 98H96V99H94L93 98V100L94 101H96V100H98L96 103L95 102H93V100L91 101L90 99H91V97L89 98V99H87L86 97L83 99L82 97H80V103H83V104H85V105H89V107H92V104H93V107H94V104L95 105H97L96 107H97V109L99 110V105H100V109H101V111H98V110H96V112H95V109L93 110V112L91 113V114H88V112L89 111H87V113H86V110L89 108L88 107V105H87V107L88 108H86V110L84 109V107L83 106H79V103L78 104H75L76 105V107H74V108H76V111H77V113L78 114H74V109H72L71 110V106H69V107H67V102L70 104V102L72 101V96L74 95V94H72V93H75V94H78V92L77 91H79V93H80V91L81 90H85V89H82V88H87L88 87V84H89ZM116 81H117V84H116ZM128 81V82H127ZM143 81H145V83H143ZM146 81L148 82V84L146 83ZM152 81V82H151ZM167 81V82H166ZM181 81V82H180ZM188 81V82H187ZM219 81H221V79L219 78ZM25 82V83H24ZM40 82H42V83H44L41 87H40ZM50 82V81H49ZM72 82H74L75 84H70V83H72ZM127 82V84L130 82V84H131V88H132V90H129V86H127L126 88H124V90L123 89H119V88H121V86L123 85L124 87H125V85H127V84H125ZM140 82H142L141 84L142 85H140ZM161 82V83H160ZM163 82H165V84L163 85L162 83ZM168 82H172L171 84H173V86L171 87V86H169V85H171V84H169ZM180 82V83H179ZM185 82H187L186 83V85H191V88L192 89H190V88H187V86L185 85ZM54 83V84H53ZM59 83H60V85H59ZM62 83V84H61ZM67 83H68V85L70 84V86H68L67 85ZM124 83V84H123ZM153 83V84H152ZM168 83V84H167ZM1 84H0V87H1ZM8 84H6V85H8ZM118 84H119V86H118ZM138 84V85H137ZM146 84L148 85V87L146 86ZM150 84H152V85H150ZM155 84L157 85V86H155ZM160 84H162V85H160ZM179 85V87L177 86V85ZM5 85V87H7ZM21 85V84H20ZM58 85V86H57ZM78 85V86H77ZM81 85H83V86H81ZM154 85V86H153ZM175 85L178 87V88H181V89H177V87H175ZM2 86H4L3 84H2ZM35 86H36V88H35ZM80 86H81V88H80ZM122 86V87H123ZM135 86V87H134ZM141 86H142V88H141ZM165 87V88H167V87H169V88H167V89H165V90H162V88L161 87ZM5 87H3L2 89L3 90H6L5 89ZM40 87V88H39ZM129 87V88H128ZM134 87V88H133ZM155 87L157 88V89H155ZM173 87H175V88H173ZM186 89H185V88ZM79 89V90H73V89ZM90 88V87H89ZM149 90H148V89ZM171 88V89H170ZM183 88V89H182ZM2 89H0L1 91H0V95H3L2 93H5ZM20 89H19V91H20ZM42 91H40V90ZM68 89H69V91L70 90H72V91H70V93L68 92ZM142 89V90H141ZM144 89V90H143ZM155 89V90H154ZM7 90H8V87H7ZM65 90V91H64ZM89 90H91V89H89ZM88 90V91H89ZM147 90V91H146ZM167 90V93L165 92ZM60 91H62L61 93H59ZM66 93V95L68 94V95H70V96H66L65 95V97L67 98L68 97V101H66V99L64 98V95H63V97H62V93L63 94H65L64 92ZM92 91V90H91ZM152 91H153V93H152ZM193 91H195L194 89H193ZM9 91H7L5 94H7ZM41 92V93H40ZM189 92H192V91H189ZM188 92V94H186V95H189L190 97H192L194 94H195V92H194V94L193 95H191L190 93ZM19 92L17 91V96H20V94H18ZM38 93H40V94H38ZM59 93V96H61L60 98L61 99H63L64 100V104H63V100H61L60 101V98L59 99H57V101H55L54 103H53V97H55L54 96V94H58ZM126 93V94H125ZM163 95L164 94V96H162L161 94ZM181 93V94H180ZM30 94H32V95H30ZM33 94H35L34 96H33ZM109 94V95H110ZM157 94H159V96L157 95ZM177 94H179V95H177ZM26 95H30L29 97H30V100L28 99V97L26 98ZM157 95V96H156ZM172 95V96H173ZM3 96H5V95H3ZM7 96V99H8V94L6 95ZM20 96V97H21ZM39 96H41V97H39ZM43 96H44V98H46V97H48V101H43L44 99H43ZM59 96H57V97H59ZM102 96H104L103 98H105V99H107V101L108 100H110L111 98H115V102H114V104H113V101H114V99H112L113 101H112V104H111V102H110V106H114V107H111L112 109H114L115 111H119V113H116L114 110H112L111 111V108L109 107V109H110V112H112V114L115 112V114H113L114 115V117L111 115V113L109 112V110L107 109L106 110V107L108 106H106V104H104L105 103V101H103V98H102ZM149 96H154V101L155 100H157L155 103H157V104H155L154 103V101H153V97H149ZM156 96V97H155ZM10 97V96H9ZM56 97V98H57ZM125 97V98H124ZM163 97V98H162ZM189 97V98H190ZM101 98H102V100H101ZM147 98H149V99H147ZM152 98V99H151ZM157 98V99H156ZM159 98V99H158ZM173 100H176V99H174V96L173 97H171ZM186 98H188V97H186ZM45 99V100H46ZM70 99V100H69ZM122 99H124V100H122ZM142 99V100H141ZM143 99H145V100H143ZM9 100V99H8ZM6 101V98L4 97L3 98V101L2 102H4L5 103V101H6V103H10L11 101L10 100H12V99H10L9 101ZM90 102H88V101ZM121 100H122V103L121 104H123V105H125L126 104V107H127V112H125V110L126 109H122V108H124V107H122L121 105H120V109L118 108V104H119V102H121ZM139 100H141V101H139ZM162 100V101H161ZM66 101V102H65ZM70 101V102H69ZM106 101V102H107ZM148 101V102H147ZM152 101H153V106L151 105L152 104ZM46 102V103H45ZM60 102V103H59ZM88 102V103H87ZM93 102V103H92ZM125 104H124V103ZM136 102H139L138 103V105L137 104H135ZM147 102V103H146ZM150 102V103H149ZM159 102V103H158ZM6 103L4 104V106H6ZM48 103H49V105L53 108H51L52 110L51 111H54V116H55V118L56 117H58L59 118V121H60V124H58L59 126H61L60 128L59 127H57L58 125H57V123H55V121L54 120H56V119H58V118H56V119H54V117H52L51 118V116H53V112H51L50 111V114L51 115H49V114H46V112L48 113L49 112V109H50V107H47V105H48ZM58 103H59V107L57 106L58 105ZM92 103V104H91ZM108 103V102H107ZM115 103H117V105L115 104ZM149 103V104H148ZM2 104V107H3V103H1ZM40 104V103H39ZM57 104V105H56ZM62 104V105H61ZM133 104H135V105H133ZM48 105V106H49ZM71 105V104H70ZM73 105V104H72ZM75 105H73V106H75ZM80 105H82V104H80ZM84 105V106H85ZM116 105V106H115ZM133 105V108L132 107H130V106H132ZM32 106V107H31ZM72 106V107H73ZM147 106V107H146ZM152 106V107H151ZM47 107V108H46ZM57 107H58V109H57ZM68 108V110L67 111H65L66 109H63V111H64V113H66L67 114V112L69 113V109H70V112L72 111V113H70V114H68V115H63L62 113H63V111H62V108ZM83 108V109H80V108ZM125 107V108H126ZM139 107V108H138ZM144 107H146V110H144L145 108ZM33 108V109H32ZM40 108V109H39ZM78 108V109H77ZM103 108V109H102ZM104 108H105V110H104ZM141 108H144V109H142L141 110ZM2 109V108H1ZM82 110V111H84L85 113H80L81 111L80 110ZM117 109V110H116ZM139 110V111H136V110ZM148 109V110H147ZM39 111V114H40V117H38L39 116V114H38V116H35V115H33V113H31V112H34L35 113V111ZM59 110L61 111L60 113H57V111L59 112ZM88 110H90V112L92 111L91 110V108H89ZM122 110V111H121ZM135 110V111H134ZM37 111V112H38ZM40 111H43V118H41V113H40ZM120 111L123 113V112H125V113H123L122 115H123V117L121 118L119 115H117V114H120ZM131 111H133V115H132V112ZM144 112V114H146V116H144V118H142V119H144V121L141 119V115L143 116V112ZM151 111V110H150ZM36 112V113H37ZM106 114H105V113ZM141 112V113H140ZM35 113V114H36ZM108 113H110V114H108ZM140 113V115L139 116H137L136 117V115H138ZM86 114H88V115H86ZM100 114V116H98ZM108 114V115H107ZM127 114H128V120H132L131 122H129L128 120V122H125V120H126V118H127ZM73 115H74V117H75V119L73 118ZM105 115H107V116H105ZM126 115V116H125ZM135 115V116H134ZM93 116H95V118H92ZM98 116V117H97ZM103 116V117H102ZM105 116V117H104ZM117 116V117H116ZM132 116H134V118L138 121L137 123H136V120L135 119H133V117ZM31 117V118H30ZM41 118V119H43V121H44V119H46L45 121L47 122V123H45V121H44V123L46 124V125H44L45 127H43L42 125H43V123H42V121H41V119H37V118ZM96 117L98 118V119H96ZM107 117L111 120V121H109V123H106L107 121H108V119H107ZM140 117V118H139ZM0 118H1V116H0ZM36 118V119H35ZM51 118V119H50ZM100 118H104L105 119V122H104V119H100ZM117 118V119H116ZM120 118L121 119H123V121H121V123H120ZM30 119V120H29ZM31 119H32V122L33 123H38V126L36 125L35 126V124H33L32 122H31ZM77 119V120H76ZM2 120H4L3 118L1 119V121ZM36 120L38 121V122H36ZM52 120H53V122L55 123H52ZM62 120V121H61ZM74 120H76V121H74ZM91 120H92V123L94 124V126H90V125H92V123H91ZM134 120V121H133ZM1 121H0V125H1ZM35 121V122H34ZM40 121V122H39ZM85 121H87L86 123H84ZM88 121H90L89 123H88ZM100 121V122H99ZM3 122H5V120L3 121ZM3 122H2V124H3ZM22 121H20V126H23V125H21L22 123H21ZM23 122H24V120H23ZM70 122V123H69ZM72 122H76V123H72ZM115 122H116V124H115ZM122 122H123V124H122ZM125 122V123H124ZM139 122L141 123V125H139ZM62 123H63V125H62ZM66 123V124H65ZM69 123V124H68ZM91 123V124H90ZM106 123V124H105ZM129 123V124H128ZM131 123V124H130ZM134 123V125H132ZM135 123H136V127L137 126H139V128H136V127H134L135 126ZM30 124V125H29ZM54 124V125H53ZM101 124V128H105V129H107L106 127H108V130L109 129H111V133H112V135H113V137L115 138V139H113V137H106V138H103L102 139V141L101 140H99V143L97 142L98 141V139H95L94 141H96V143L94 142V143H92V144H89V142L86 144V143H84V141H83V138H82V140H80L79 141V139L81 138L80 136H78L77 138H78V140L77 139H74V138H72V139H74L73 141L72 140H68L67 141V139L69 138L68 136H66V135H63V136H65V137H63V138H66V137H68V138H66V141L64 142V146L62 145V142L64 141V139H62L63 141L61 142V145L58 143V138L60 137V136H56L58 133H60V131H64L65 132V134H66V132H68V134L67 135H69V131L68 130H70L69 129V127H75V129H76V125H78L79 126V128H81V129H79L80 131L83 129V127H86V126H90V129L91 130H93L95 127H98L99 125ZM112 124V125H111ZM119 124H120V126H119ZM7 125V124H6ZM50 125H53V126H50ZM55 125H57L56 126V128H55ZM110 125V126H109ZM123 127H122V126ZM124 125H126L125 127H124ZM3 126H5V127H3ZM29 126H31V131L29 130L30 129V127ZM66 126H67V128H66ZM77 126V127H78ZM80 126H82V127H80ZM116 126V127H115ZM128 126V130H126L127 127ZM34 127H36V129H33ZM38 127V128H37ZM45 128V129H42V130H44V131H40L41 130V128ZM47 127V128H46ZM49 127V128H48ZM91 127H93V128H91ZM55 128V129H54ZM59 128V129H58ZM66 128V129H65ZM73 128H71V132L73 131L72 129ZM113 128H114V130H113ZM130 128V129H129ZM232 128H233V126H232ZM54 129V133H53V130ZM62 129V130H61ZM84 129H86V131H88L87 129H89V128H84ZM84 129L81 131V132H83L84 131ZM120 129H121V131H120ZM15 130V129H14ZM33 130V131H32ZM34 130L36 131V133H34L35 134V137L36 138H38L39 140L41 139V136L44 138V140H45V142L48 140V142H46L47 143V145H45V143L43 144V145H41V144H39L38 143V141L36 142V141H34V136H31V137H29L30 135H32V133L34 132ZM66 130V131H65ZM239 130H241V129H239ZM6 131H9L8 133L6 132ZM37 131H39V132H37ZM57 131H59V132H57ZM79 131V132H80ZM85 131V134L87 135V133L89 134V132H91L90 130H89V132H86ZM17 132V133H16ZM32 132V133H31ZM45 132V133H44ZM76 132V131H75ZM77 132H78V130H77ZM121 132V133H120ZM127 133V135H126V133ZM235 132H237L238 133V131H235ZM241 131H239V133H240ZM244 132V131H243ZM243 132H241V133H243ZM9 133H10V135H9ZM20 134L19 136H17V134ZM41 135V136H39V134ZM72 133H74V131L72 132ZM92 133V132H91ZM130 133H132V131H130ZM133 133H132V135H133ZM233 133V132H232ZM236 133V134H237ZM33 134V135H34ZM51 134H53V136L55 137H57V141H56V143H54L55 141H50L49 140V138H51V137H53V136H51ZM56 134V135H55ZM82 134V133H81ZM84 134V133H83ZM83 134H82V137H83ZM115 134H117V136H119V137H117ZM123 134V135H122ZM234 134V133H233ZM235 134V135H236ZM37 135V136H36ZM60 135V134H59ZM70 135H71V133H70ZM69 135V136H70ZM74 135V134H73ZM73 135H71V136H73ZM77 135V134H76ZM131 135V134H130ZM4 136H5V138H4ZM47 136H49L48 137V139H47ZM85 136V135H84ZM89 136H90V138H91V135L89 134ZM89 136H88V138H89ZM116 136V137H115ZM238 136V135H237ZM237 136H235V138L237 137ZM7 137H9L10 139H8ZM56 137H55V139L54 140H56ZM62 137V136H61ZM60 137V138H61ZM73 137H75L76 138V136H73ZM15 138H17L16 140V143H15V145H13L14 144V140H15ZM26 138H30V142H29V140L28 139H26ZM213 138V137H212ZM238 138V137H237ZM236 138V139H237ZM241 138V137H240ZM14 139V140H13ZM52 139V138H51ZM70 139H71V137H70ZM87 140V138H85L84 137V140ZM214 140H215V138H213ZM212 139V140H213ZM242 139V138H241ZM240 139V140H241ZM27 140H28V143H27ZM33 140V141H32ZM36 140V139H35ZM43 140V139H42ZM213 140V141H214ZM31 141H32V143H33V145H34V147H35V145H36V147H37V150H36V148H34V147H32L31 145ZM60 141H61V139H60ZM87 141H92V140H87ZM100 141H101V143H102V145H101V143H100ZM130 140H128V142H129ZM221 141V140H220ZM237 141H238V139H237ZM3 142V143H2ZM27 144H26V143ZM53 142V143H52ZM67 142V143H66ZM86 142V141H85ZM93 142V141H92ZM152 142V141H151ZM38 143V144H37ZM43 143V142H42ZM50 143H51V145H50ZM66 143V144H65ZM84 143V144H83ZM5 144H7V146H5ZM55 144H57V147H58V152H56V149H57V147H56V149L54 148V150H53V152L55 151L56 153H57V155L55 154V153H52V152H50V155L49 154H47V152L49 153V151H47L46 152V154L47 155H45V152L43 153L44 155H42L41 153L43 152V151H45L46 149L45 148H47L46 146H48V145H50V146H52V145H54L55 146ZM150 144H152V143H150ZM39 145H41V149H39L38 150V148L40 147H38ZM91 145V146H90ZM98 145V147L96 148V147H94V146H97ZM101 145V146H100ZM32 147V149H33V151H37L38 153L36 154V152H35V154H33L34 152H28L27 151V154L25 153V151L24 150H28V148H29V150H32V149H30L31 147ZM43 146H45V147H43ZM53 146V147H54ZM94 147L95 148V150H96V152H95V150L93 149V148H91V147ZM9 147H11V150H10V152L6 149V148H8V149H10ZM12 147H13V149H12ZM15 147V148H14ZM53 147H50V148H53ZM112 147H114L113 149H114V151H113V149H112ZM108 148L109 149H111V151L110 150H108ZM16 149V150H15ZM43 149H45V150H43ZM48 149V148H47ZM59 149H61V151L59 152ZM67 151H65V150ZM118 149H119V147H118ZM6 150V151H5ZM17 150H21V152L20 151H17ZM42 150V151H41ZM51 150V149H50ZM64 150V151H63ZM92 150V151H91ZM97 150H99V151H97ZM116 150V151H115ZM5 151V152H4ZM8 151V152H7ZM22 151H24V153H25V155H24V153L22 152ZM109 151V152H108ZM2 152H4V153H2ZM18 152V153H17ZM20 152V153H19ZM64 152V154L65 155H67L68 154V156H70V157H68L67 156V158L65 157L64 158V155L62 154ZM110 152H111V154H110ZM12 153H14V155H12ZM96 153L98 154L97 156H96ZM103 153V154H102ZM109 153V154H108ZM2 154H4V156L2 155ZM6 154V155H5ZM16 154V155H15ZM29 154V155H28ZM32 154H33V156L35 155V157H34V164L32 163V160L30 159L31 157H32V159H33V156H32ZM52 154H54L53 156H55V157H51L52 156ZM95 154V155H94ZM101 154H102V156H101ZM170 154V155H169ZM169 154H167V156L169 155L170 157H172V155L173 154H171V152H169ZM10 155V156H9ZM23 156V158H21L22 156ZM84 157H83V156ZM159 155H161V154H159ZM17 156V157H16ZM27 156V157H26ZM28 156H30L29 157V159H28ZM61 156V157H60ZM93 156H96V158H95V160H92V157ZM100 156V157H99ZM168 156V157H169ZM6 157H9V159L8 158H6ZM10 157H11V159H10ZM45 157H46V159H48V160H46L45 159ZM58 157H59V160H56V159H58ZM63 157V159L64 160H66V159H68L67 161H65L64 163H63V159L62 160H60L61 158ZM91 157V159H89ZM159 157H161L160 158V160L162 159V155L161 156H159ZM52 158V159H51ZM156 158H157V156H156ZM188 158L189 159H192V157H190V156H188ZM8 159V160H7ZM14 159V160H13ZM25 159H27L28 161L26 162V160ZM94 159V158H93ZM105 159V160H106ZM154 159H155V157H153V161H154ZM186 160H180V162L182 161V165L181 166H183V164L185 163V165L186 166H183V168H186L189 164H191V160H189L190 161V163L189 162H186V161H188L187 160V158H185ZM23 160L25 161V162H23ZM29 160H31V161H29ZM55 160H56V162H55ZM157 160H159L158 158H157ZM4 161V162H3ZM10 162V164H9V162ZM58 161H60V162H62L61 164H56ZM93 161V162H92ZM95 161V162H94ZM151 161V168L153 169L154 167L156 168V171H155V173H158L159 172V170H160V172H161V166H160V168H159V166H158V164H159V162H164V161H155V162H152V159L150 160ZM176 161V160H175ZM183 161H185V162H183ZM21 162V163H20ZM50 162V163H49ZM59 162V163H60ZM67 162H69V163H67ZM156 162H158V164L156 163ZM196 161L194 160V158H193V162L192 163H194V164H191V166L192 165H197L196 163H195ZM6 163H8L7 165H6ZM16 163V164H15ZM22 163H25L24 164V167H23V165H22ZM155 163V164H154ZM187 163H188V165H187ZM2 164H4L3 166H2ZM22 166H21V165ZM44 164H46V165H44ZM63 164V166H60V165H62ZM86 166H85V165ZM95 164V165H94ZM161 164V163H160ZM176 164V163H175ZM78 165H80L79 167H78ZM84 165V166H83ZM87 165H90V167H87ZM94 165V166H93ZM164 165V164H163ZM8 166L10 167V168H8ZM39 168H38V167ZM43 166H45L44 168H45V171L46 170H48V169H50L49 171H47V173L48 174H46V172L44 171V169H43ZM191 166H188V168H187V170H189V167H191ZM13 167L15 168V170H16V168H17V170H16V172H15V170L13 169ZM27 167H29V170L26 172V173H28L29 175H31L32 177H28L27 176V179L28 180H32V182H31V184H29V182L31 181H28V180H25V181H21L22 179L21 178H24L25 179V177H26V175H28V174H26L25 173V171H26V168ZM32 167V168H31ZM33 167H34V172L32 173V171H31V169H33ZM36 167V168H35ZM40 167H41V170H40ZM67 167H68V169H67ZM75 167V168H74ZM82 167H84V168H82ZM92 167V168H91ZM176 168H177V166H175ZM31 168V169H30ZM76 168H78V169H76ZM79 168H82L83 169V173H78L79 174V176H78V174H77V172H82V170H80ZM91 168V169H90ZM182 167L180 168V169H175V168H173L176 172H177V174H175L176 172H173L174 170H172V168H166L165 169V171H163L164 173L166 172H170L173 176H171V174H168V176H163V173L162 174H160V173H158V174H160V176H159V178H155L154 179V177H147L146 179H145V181L144 180H142L145 184H142V182H141V188H140V190H138V192H141L140 194V196H136V195H139L138 193H136V191L137 190H135L134 191V189L132 190V192H131V190L130 189H127L128 191H130V192H127V190L125 191V189L121 192V194H126V193H128V197L126 196L125 197V200L126 201H128V202H130V204L131 205H134V206H131L130 204H127L125 207L123 206V208H125L124 209V211H126V209H127V213H124V212H120V214L122 215V213H123V215L125 216V217H128L127 215L129 214L130 215V219H126V221L127 222H130L131 223V221H132V223H133V221L135 220V219H133L134 218V215L135 214H138L139 213V217L137 216V215H135L137 218H139L138 219V221L140 220V219H142L141 218V215H142V213L141 212H143V215L145 214L146 216H147V212L151 209L152 210V207L153 208H155L153 205H156L158 208H155L152 212H159V209H160V205H157V204H162L163 203V206L165 205L166 207H167V205H169V203H170V201H173L174 203V205L172 204V203H170V205L172 204L173 206H175V208H177V206H176V204L177 205H180V203H181V201L182 202H184V203H182L181 204V207L183 206V204H184V207H185V205H186V207L187 206H189L190 204H191V202L193 201V200H191V202H189V200L190 199H188V197H190L191 199L192 198H194V196H196V192H197V194H200V193H202V195H203V193H205V194H207V195H203V197H201V199H204L203 201H205V200H208V203H206V204H204V205H207L208 204V206H209V208L210 209H208V210H210V211H213V212H215V213H217V211L219 212L218 214L219 215H221L223 218L225 217V218H227L226 217V215L225 214H227L228 212H229V210L230 209H236V210H238V211H240L239 209L242 207V206H248V205H251L252 203H250L251 201H254V199H256V198H258V196H259V198H261L262 197V199H263V197L264 196H261L260 197V193L259 192H257V194L256 195H258L257 197L255 196V194H252V195H248L247 197H248V199H249V201L250 202H246V199L247 198H244V200H243V198H238V201L239 202H237L236 203V200H237V198H235V200L232 198H230V199H227V200H225V199H222V196L223 195H226V194H224L225 192L224 191H226V189L228 188V187H235V186H233V185H236V183H230V181L228 182V180L226 181V182H228V183H226L225 182V180L223 181V179H225L226 177H227V175L229 174L230 175V173H232V172H230V173H228L227 175L225 174V176L222 174V175H220L221 174V172H220V174H218V178H215V179H218V181L219 182H216L215 184H217V185H215V184H213L215 181L213 180V181H211L212 180V178H211V180H209L210 178H208V176H210V174H212L213 172H214V170H215V172L217 173V170L216 169H214L213 168V172L211 173L210 171H209V169H208V167L207 166H205L204 167V170H203V168H202V170H199L200 171V173L199 174H201V175H199L198 174V172L199 171H195V169H196V166H193V167H191V169L189 170V171H187L186 173H191L190 175H188V176H190L189 177V179L191 180V177H193L192 179L194 180V181H191V183H190V180L189 179H187L186 178V175L187 174H184L185 173V171L184 170H186V169H183ZM207 168V170H206V174L208 175V173L210 172V174L207 176V175H205V176H203L202 177V174H203V172H201V171H205V169ZM210 168V167H209ZM8 169H10V170H8ZM13 169V170H12ZM24 169V170H23ZM28 169V168H27ZM36 169V170H35ZM51 169L53 170H59V171H57V172H61L60 173V177H59V180L60 181H58V178H55L56 177V175H57V177H58V173H55L54 171H51ZM69 169H75V171H69ZM86 169H87V171H86ZM201 169V168H200ZM4 170H5V172H4ZM19 170V171H18ZM79 170V171H78ZM179 170L180 171H182V172H179ZM86 171V172H85ZM222 172H224L223 170H221ZM11 172V173H10ZM45 173V176L43 175V173ZM54 172V173H53ZM75 172V173H74ZM8 173H10V174H13L12 175V177H11V175L9 174V175H7ZM22 173V174H21ZM26 175H25V174ZM31 173V174H30ZM42 173V174H41ZM165 173V175H167ZM179 173H180V176H177V177H174V176H176V175H179ZM182 173V174H181ZM20 174H21V177H19L18 178V176H20ZM39 174H41L40 176H41V178H40V176H39ZM49 174H51V175H53L52 177L49 175ZM183 174H184V176H183ZM215 174V173H214ZM1 175H2V177H4V178H2L1 177ZM5 175V176H4ZM7 175V176H6ZM18 175V176H17ZM36 175H37V179L34 181V178L36 177ZM47 175V176H46ZM48 175L51 177L50 179H52L53 177L57 180V181H55V182H59L58 184H56V185H51V183L49 184V180H47L46 178H48ZM81 175V176H80ZM84 175V176H83ZM181 175H182V177H181ZM204 175V174H203ZM233 175V174H232ZM235 175H237V174H235L234 173V176ZM195 176L197 177H199V179H197V180H199L200 181V178H204L205 177V180H207L206 181V183L203 181V179L198 183L197 182V180H196V178H195ZM234 176H228V178H230V179H233L234 178ZM7 177V179L8 180H6L5 178ZM161 177L163 178L164 177V179L166 178V179H168L169 181L168 182H166L165 183V180H164V182H163V180H161L162 182V184H160L159 183V180L161 179ZM181 177V178H180ZM211 177H213L212 175H211ZM214 177H216L215 175H214ZM237 178H235L236 180H238L239 179V176L237 175L236 176ZM10 178H12V180L10 181ZM54 178H53V180H54ZM170 178H175L176 179V181H172V179H170ZM207 178V179H206ZM23 179V180H24ZM45 179V180H44ZM159 179V180H158ZM177 179H182L181 181H183V183H185L186 185L188 184V182H189V184L187 185V187L188 188H192V186L191 185H193L194 183H192V182H195V184H194V186L196 187V189L195 188H192V190L191 191H188L189 189L186 187V185L185 184H183L180 180L178 181ZM214 179V178H213ZM221 179H222V183H221ZM227 179V178H226ZM229 179V180H230ZM234 179V181H236ZM15 180V181H14ZM42 180H44V181H41ZM154 180H155V182H154ZM157 180H158V183H156L157 182ZM8 181V182H7ZM13 181V182H12ZM28 181V182H27ZM33 181L34 182H36V183H33ZM203 181V182H202ZM233 181V182H234ZM240 181V180H239ZM10 182L12 183L11 185H10ZM15 182H16V186H14V194H15V189H19V187L21 188V187H25L26 186V184H27V186H28V184L31 186V187H33L34 185L33 184H35V186L37 185V188H39V189H37L36 187H34L36 190H34V189H32V188H25L26 190H23V188H21L23 191H20V195L19 196H21V195H23V198L25 197V195L27 194V193H29L30 194V196L31 197H29L28 195H26V198H28V199H25V200H27V202L26 203H29V205L32 207V210L34 211V212H36V213H39V211L40 210H42V211H40L41 213V215H44V217L46 218H44L43 220H45V221H43L44 223H46V225H49L50 223H52V221L49 223V220H50V217H51V219H53L56 223L55 224H53L54 223V221H53V226H52V228L54 229H52V228H50L51 226H49V228H48V226L46 227V228H44V226L43 227H41L42 225H43V222H40V221H37V223L38 222H40V223H42V225L40 224H38L37 225V223H34L32 220H30L29 218H31V217H29L28 218V216L27 215H29V214H27L26 213V211H24L25 209H24V207H28V205L25 203V204H23V201H22V199H20V198H22V196L21 197H19V200L17 199L18 198V196L17 195H14L13 194V192H10V190H11V186L12 185H15ZM177 184V182L179 183L178 184V187H180L181 185L180 184H182V185H184V187L183 188H178V187H176L173 191L175 192V190H178V189H181L182 190V192L183 191H185L186 189H187V191L186 192H184L183 193V195L182 196H184L185 194V200H183L184 199V197H182L183 199H177L176 198V195H178L179 196V192L181 193V191L180 190H178L179 192H175L176 193V195H175V193L172 191V189L175 187V183ZM236 182H238V181H236ZM8 183V184H7ZM40 183H42V187H41V185H40ZM46 185H45V184ZM160 184V186L162 185L163 187L164 186H167V191H164V192H162V193H160L162 190H164L165 189V187L164 188H160V189H157L156 190V188L159 186V185H157V187H156V185H155V190H156V193L157 194H155L156 196L155 197H153V199L152 200H150L149 198L154 194V193H152V192H155V190H154V188L153 189H149V188H151V185H154V184ZM202 183H203V185H202ZM204 183H205V185L207 186L206 187V189H211V183H212V185H215V189L217 188V191H218V194H217V192H216V190L215 189H212L213 191V194H210V193H212L211 192V190H210V192L208 191V190H206L204 187ZM240 183V182H239ZM21 184V185H20ZM49 185V187H48V185ZM62 184H63V182H62ZM223 184H227L226 186L225 185H223ZM231 184V185H230ZM171 185V186H170ZM180 185V186H179ZM220 185H223V187H226V188H222L221 189V186L219 187ZM240 186L241 185H243V183L241 184H239ZM239 185H236V187L238 188V187H240ZM11 188H10V187ZM45 186H46V188L49 190L48 192H47V189L45 188ZM174 186V187H173ZM177 186V185H176ZM193 186V187H194ZM197 186H199V187H197ZM228 186V187H227ZM245 186V185H244ZM10 188V190L9 191H7L9 188ZM153 187V186H152ZM209 187V188H208ZM214 187V186H213ZM212 187V188H213ZM234 188V190L235 189H237V188ZM6 188H7V190H6ZM54 188V189H53ZM241 188H243V186L241 187ZM241 188L239 189H237V190H241ZM13 189V188H12ZM162 189V190H161ZM194 189V190H193ZM205 189V190H204ZM219 189V190H218ZM244 189V188H243ZM31 190H34L33 192H35V193H32L31 194ZM46 190V191H45ZM118 190V189H117ZM141 190H143V191H141ZM196 190V191H195ZM203 192H202V191ZM224 190V191H223ZM246 190V187H245V189H244V191ZM250 190V189H249ZM17 191H19V190H17ZM119 191H120V189H119ZM145 191V193H143ZM147 191V192H146ZM160 191V192H159ZM170 191H172V192H170ZM193 191L195 192V193H193ZM201 191V192H200ZM236 191V190H235ZM234 191V192H235ZM242 192H243V190H241ZM240 191V192H241ZM252 191V190H251ZM250 191V192H251ZM254 191V190H253ZM50 192V193H49ZM187 192H189V193H187ZM191 192V193H190ZM207 192V193H206ZM209 192V193H208ZM226 192H229V190H227ZM249 192V193H250ZM261 192V191H260ZM12 193V194H11ZM46 193V194H45ZM49 193V194H48ZM52 193V194H53ZM130 193H136L135 195H133V194H130ZM160 193V194H159ZM178 193V194H177ZM195 194V195H193V194ZM215 193L217 194V195H215ZM219 193H221V195H219ZM230 194H231V190H230V192H229ZM229 193H227L228 195H230ZM237 193H239V191H237L235 194H237ZM253 193V192H252ZM262 193V192H261ZM16 194H19L18 192L16 193ZM48 194V195H47ZM160 195V197H164V198H158L157 197V195ZM164 194L166 195V196H164ZM174 195V196H171V195ZM190 194H192V195H190ZM12 195H13V197H12ZM119 195V194H118ZM117 195V200H119V196ZM133 196L135 199L133 200V198L131 199L130 197L131 196ZM146 195H148L147 196V199L148 200H150V201H152V202H150V205L149 206H151L152 204V206L150 207V209L148 208L149 206L148 205H146V204H148L149 202L148 201H145L144 202V205H143V207H145V208H147V210L146 209H144V208H141L142 207V204H143V202H141V200L143 199H146L145 198V196ZM158 195V196H159ZM188 195V196H187ZM209 195H211V196H209ZM213 195V196H212ZM227 195V196H228ZM261 195H264V194H261ZM15 196H17V197H15ZM170 196V197H169ZM198 196H200V195H197L195 198L197 199L198 198ZM210 197L209 199H214V196H215V198H216V196H219V197H217L216 199H214L213 200V205H219V206H212L211 207V205H210V200L208 199V198H206V197ZM51 197V195H50V198H52ZM140 197V198H139ZM167 197H169L168 198V201H165L166 199L165 198H167ZM176 198V199H174V198ZM229 197H231V196H229ZM253 197V198H252ZM255 197V198H254ZM12 198H14L15 199V201H13L14 199H12ZM47 197H45V200H46V203L47 202H49V203H54L55 201H56V199H52L53 201H51V199H49V201H47L48 200V198L46 199ZM158 199V201L156 200V199ZM173 198V199H172ZM258 198V199H259ZM23 199V200H24ZM137 199V200H136ZM146 199V200H147ZM155 199V201H153ZM159 199H160V201H162V202H160L159 201ZM162 199V200H161ZM165 199V200H164ZM172 199V200H171ZM194 200L195 202H197L198 200ZM198 199H200V198H198ZM200 199V200H201ZM16 200H17V202H16ZM64 200H65V203H64ZM136 200V201H135ZM170 200V201H169ZM218 201L219 202V200H220V202H222L221 204L219 203V204H216L217 202L216 201ZM231 200V202L229 203V201ZM21 201H22V203H21ZM137 202L138 203V205H137V207L135 206L136 204H134L135 202ZM176 201V202H175ZM212 201V200H211ZM244 201V202H243ZM262 201V200H261ZM133 202V203H132ZM147 202V203H146ZM156 202H158V203H156ZM192 203V209L193 208H195V210H192V212L191 213H193V211L196 213V215H197V213H198V216L201 214L200 212H202L203 213V211H204V209H202L203 208V206H199V207H201V208H199L198 207V205L197 204H200V201H198V203ZM201 202H202V200H201ZM216 202V203H215ZM225 202L227 203V204H225ZM233 202H235V203H233ZM19 203V204H18ZM21 203V204H20ZM156 203V204H155ZM203 203V202H202ZM201 203V204H202ZM228 203H229V207H226V206H228ZM238 203H240V205H242L240 208H239V204ZM260 203V201L258 200L257 201V199H256V202L254 203L253 202V205H256V204H259ZM5 204V205H4ZM167 204V205H166ZM211 204H212V202H211ZM225 204V207H226V209L224 210V209H221V208H219V207H221L222 205H224ZM235 204H238V205H235ZM244 204V205H243ZM21 205V206H20ZM24 207H23V206ZM34 205H39V204H34ZM130 205V206H129ZM168 206L167 208L164 206V207H161V209H160V214L163 216V213H162V211H163V208H165L164 209V211L163 212H167L169 209L171 210V206ZM196 205H197V207H196ZM234 205H235V207H234ZM29 206V208L31 209V207ZM64 206V207H65ZM67 206V207H68ZM138 206H141V207H138ZM148 206V207H147ZM232 208H231V207ZM23 207V208H22ZM105 207L107 208V206L105 205L103 208L105 209ZM127 207H130V209H131V207H132V212L130 211V209L129 208H127ZM170 207V208H169ZM179 207V206H178ZM180 207V208H181ZM185 207V208H186ZM216 207V208H215ZM224 207V208H225ZM28 208V209H29ZM109 208V207H108ZM137 208H138V210H137ZM139 208H140V210H139ZM180 208H177L178 210L180 209ZM199 208V209H198ZM222 208H223V206H222ZM24 209V210H23ZM72 209H74L73 210V212H72ZM141 209H143L142 211H141ZM158 209V210H157ZM168 209V210H167ZM176 209V210H177ZM196 209H197V211L198 210H200V212H196ZM217 209V210H216ZM219 209H221V211L219 210ZM229 209V210H228ZM21 210V211H20ZM101 210V208L99 209V211L98 212H101L100 211ZM108 210V209H107ZM137 212H136V211ZM145 210V211H144ZM181 210V209H180ZM179 210V211H180ZM183 210V209H182ZM201 210H203V211H201ZM215 210V211H214ZM23 211V212H22ZM38 211V212H37ZM110 211H112V210H109V212ZM173 211V210H172ZM178 211V212H179ZM42 212L44 213V214H42ZM105 212H107L108 213V211H104V213ZM150 212V211H149ZM148 212V213H149ZM152 212H150V214L152 213ZM155 212H154V214H155ZM170 213H165V214H171V211H169ZM182 211H180L179 213H181ZM204 212H206L207 213V211H204ZM221 212V213H220ZM20 213H21V215H20ZM24 215H23V214ZM104 213L103 212H101L100 214H102L103 216H104ZM135 213V214H134ZM173 213H177V212H173ZM175 214L176 215V217H178L179 215H181V214ZM184 213V212H183ZM206 213L204 214V215H202V216H207V215H209V217L207 218V217H205V219H207L206 221L204 220V221H202L203 219H201L200 221H202L201 222V225H200V221H199V219H198V222L196 221V222H192L193 224L191 225L190 223V220H192L193 219V221H195V220H197L196 219V215H195V220H194V218H192V215L190 216V218L191 219H189L188 218V220H189V222L186 220L187 219V215L186 214H188L187 212H186V216H184L185 218L184 219H179V217L178 218H176V219H178L177 221H176V219H175V216H171V218H172V221L171 220H168V221H166V223L165 224H163V222H165L164 220H163V218L161 219L162 220V223L160 222L161 220H159V222H160V224H158L159 222L157 221L158 219L157 218H159L160 219V217H161V215H159V217L156 215H154L155 217H156V219H155V217L153 218V220L152 219H150L151 217V215L148 217L149 218V220L150 221H152V224L150 223L149 225H146V221L149 223L150 221H148V218L144 215V217H145V219L143 218V221L145 220V222H142V221H139V222H142V223H145V225H146V227L148 226L149 227V229H152V227L155 225L154 223H156V225L154 226V227H156L157 225H158V227L157 228H159V225H169V226H171V224H170V222L173 224V231L175 230V228L176 227H178L179 228V230L181 229V226H184V224L183 223H185V220H186V223L185 224H187L188 225V227H192L194 224H197L198 226H200L201 228H206V229H208L207 228V226H209V225H211L210 223V217H212L211 219L213 220V217H214V219H216L217 217V215L216 216H214V214L212 215L211 213H207V215H206ZM25 214H27V215H25ZM46 214H50V215H46ZM119 214V213H118ZM132 214V215H131ZM134 214V215H133ZM157 214V213H156ZM210 214H211V216H210ZM105 215H107V214H105ZM120 215V217H119V215H115L113 212H111V213H108V216H105V217H110V219L109 218H107L108 219V221L110 222V221H112L113 223H103L101 220H103V221H105V222H107V219L105 218H101V219H95V218H93L92 220H94L95 222H96V224H93V225H96L97 226V224H99L97 227H98V229H100V228H102V227H104V225L103 224H106L105 226H111V228H112V233H113V227H112V225H114V228H116L114 231H116L118 228H120V226L118 227V223H117V226H116V222H115V224H114V221H115V218H118V219H120L122 216ZM171 215H174V214H171ZM178 215V216H177ZM182 215H184V214H182ZM48 218H47V217ZM78 216L79 217H81V218H78ZM100 216V215H99ZM118 216V217H117ZM124 216L122 217V220H123V218H124ZM201 216V215H200ZM27 217V218H26ZM42 217V216H41ZM67 217V218H66ZM111 217H112V220H111ZM114 217V218H113ZM169 217H170V215H169ZM174 217V218H173ZM204 217H202V218H204ZM129 218V217H128ZM137 218H136V222H138L137 221ZM147 218V219H146ZM183 218V217H182ZM199 218H201V217H199ZM42 219V218H41ZM56 219V220H55ZM65 219V220H64ZM81 219V221L80 222H83V223H86L87 221V223H86V230H84L85 232L84 233H82L83 235H81V233L79 234V233H77L76 232V230H74L75 228H74V226H76V224H77V222L79 221V220ZM30 220V221H29ZM47 220V221H46ZM62 220H64V221H62ZM98 222H97V221ZM121 220V219H120ZM119 220V221H120ZM131 220V221H130ZM155 220V221H154ZM173 220H175L176 222H175V224L176 225H178V226H176V227H174L175 226V224L173 223ZM180 220V221H179ZM31 221L34 223V224H32L31 223ZM42 221V220H41ZM85 221V222H84ZM217 221H219V222H217ZM217 221H215V220H213V223L214 222H217V223H220V220H217ZM49 224H48V223ZM76 223L75 225H74V223ZM79 222V224L76 226V228H78V227H80V226H82V225H84L83 223H82V225H80L81 223ZM94 222V223H95ZM100 222H101V226H100ZM121 222V221H120ZM136 222H134V224H132L133 225V227H135V225H137V223ZM158 222V223H157ZM168 222V223H167ZM181 222V223H180ZM188 222V223H187ZM88 223H89V225H88ZM103 223V224H102ZM129 223V224H130ZM141 223V224H142ZM147 223V224H148ZM58 224H60V226L59 227H56L55 225H57L58 226ZM109 224V225H108ZM128 224V225H129ZM189 224H190V226H189ZM80 225V226H79ZM89 227H88V226ZM93 225L91 226L92 228H93ZM144 224H142V226H143ZM150 225L152 226V227H150ZM162 225V226H163ZM187 225H185L184 227L185 228H187V230H188V227H187ZM55 226V227H54ZM65 226H66V228H65ZM131 226V225H130ZM212 226V228H215L214 227V225L212 224L211 225ZM70 227V228H69ZM100 227V228H99ZM144 227V226H143ZM142 227V228H143ZM145 227V228H146ZM147 227V228H148ZM164 227V226H163ZM172 227H170L169 228V230L167 229L168 228V226H166V228L165 229H163V230H161L160 228H161V226H160V228L159 229H157V228H155L153 231H155V232H153L154 234H156L157 235V237H153V236H149V234L150 233H152L151 232V230H147L146 232L148 233L149 231H150V233L149 234H147L146 232H145V230L147 229H145L144 230V228H143V230H141V231H144L145 232V234L147 235V237H153V238H151L152 240L149 242V238H145V239H147V241L150 243V245H151V242L153 241L154 243H156V244H154V246H156L155 248H149V250H152V249H155L156 250V248H158V249H161V251L163 252V251H167L166 253H168V252H170V250L171 249H174V247H175V245L178 243V244H180L179 242H178V240L177 239H179V238H181L180 237V235L181 234H178V238H176V235H174L173 236V234L175 233V231H174V233H173V231H172ZM184 227H182V229L183 230H185L184 229ZM57 228H60L59 230L60 231H58V232H63V234H60V235H58V232L56 231V229ZM88 228V229H87ZM92 228L90 229L91 231H92ZM132 228V227H131ZM81 229H84L83 228V226H82V228ZM103 229H105L104 231L106 232V229L107 228H103ZM102 229V230H103ZM110 229V228H109ZM108 229V230H109ZM156 229H157V231H156ZM177 229V228H176ZM217 229V228H216ZM101 230V229H100ZM107 230V231H108ZM162 231V233H164L163 235L161 234V231ZM172 231V233L173 234H170V235H172L173 236V238L171 239V238H169V239H167L168 237H167V235H169L168 233H169V231ZM209 230V229H208ZM215 230V229H214ZM54 231V232H53ZM110 231V230H109ZM110 231V232H111ZM167 231H168V233H167ZM170 231V232H171ZM178 230H176V233H178L177 232ZM216 231V232H215ZM214 232L216 233V234H218V235H220L219 234V230H215ZM218 231V232H217ZM74 233V236H73V233ZM103 232V231H102ZM105 232H103V233H105ZM157 232H160V236H158L159 235V233L157 234ZM57 233V234H56ZM143 233V232H142ZM180 233V232H179ZM80 235L81 237H78V235ZM106 235H111L110 233L109 234H107V232L105 233ZM144 234V233H143ZM39 235H41L42 237H41V239L39 238ZM75 235H77V236H75ZM146 235H144L145 237H146ZM155 235V236H156ZM162 235V236H161ZM169 235V236H170ZM217 235V236H218ZM87 236V235H86ZM67 237H69V238H67ZM97 237V236H96ZM95 237V239H98V241L100 242V243H102L101 241H100V238H96ZM102 237H103V235H102ZM160 237V239H159V241H158V239L157 238H159ZM167 237V238H166ZM219 238L221 237V236H218ZM88 238V237H87ZM67 239V240H66ZM70 239V240H69ZM86 239V238H85ZM94 239V238H93ZM93 239H92V241L91 242H93ZM94 239V240H95ZM175 239V240H174ZM221 239V238H220ZM41 240V241H40ZM101 240L102 241H104L102 238H101ZM169 240V241H168ZM177 240V241H176ZM179 240H183V239H179ZM142 240H140L139 241V243H140V245H142L143 244V242H141ZM168 241V242H167ZM171 241H173L174 243H175V241L177 242L176 244H174L173 242H171ZM63 242V243H62ZM96 242V241H95ZM146 242V241H145ZM148 242L146 243V247H147V249H148V247H151L152 245H153V242H152V245L150 246L149 244H148ZM163 242H164V244H163ZM60 243H62V245L64 246V248H63V250L62 251H59V252H54V246H57V245H59ZM96 243H98V242H96ZM96 243H95V245H96ZM158 243V244H157ZM171 243H173L172 244V248L169 250V248H170V245L169 244H171ZM184 244V242H181V244ZM78 244V243H77ZM82 244V243H81ZM186 244V243H185ZM98 245V244H97ZM105 245H106V243H105ZM149 245V246H148ZM159 245L162 247H159ZM167 246V248H166V246ZM169 245V246H168ZM158 246V247H157ZM179 246V245H178ZM134 248H136L135 246H133ZM142 247H144L143 245H142ZM169 247V248H168ZM163 248H166V249H164L163 250ZM179 248V247H178ZM180 248L182 249L183 247L182 246H180ZM179 248V250H181ZM7 249V248H6ZM95 248H94V250H96ZM168 249V250H167ZM176 249V248H175ZM92 250H93V248H92ZM91 250V251H92ZM144 250V249H143ZM179 250H177V251H179ZM1 252V251H0ZM158 253V252H157ZM161 253V252H160ZM164 253V252H163ZM165 253V254H166ZM165 254H161L163 257H164V259H163V257L162 258H160V255H157L156 254V256L157 257H159L160 259H162V261H161V263L160 264H163L164 262H165V259L167 260V258L169 257V256H167L166 257V255ZM215 255H216V253H214ZM214 254H209L208 256H209V258H208V256H207V258L208 259H206V263L205 264H216L217 262H218V260H219V262L217 263V264H235L234 263V259H235V262H236V264H240L241 263V261L239 260V258H238V254L236 253L235 255H237L236 257H235V255H231V254H228L229 256L227 257V253L225 254L224 253V257H219L218 255V257H219V259L216 257L215 259L213 258L215 255ZM219 254V253H218ZM219 255H221V254H219ZM226 255V256H225ZM144 256V255H143ZM154 257L153 259H157V257ZM171 256H173V255H171ZM175 256V255H174ZM174 256L172 257V259H174ZM147 258H146V260H144L143 258H142V256H139V261L138 260H136V263H138V264H144V262H146V264H150V263H147L149 260L148 259H150L151 260V258H149L148 256H146ZM210 257L211 258H213V260L212 259H210ZM239 257H241V255H239ZM257 257V256H256ZM255 256H254V259H253V256H251V257H249L250 258V261H251V263L253 264V261L255 262L256 261V258ZM262 257V258H261ZM110 258V257H109ZM113 258V257H112ZM170 258V257H169ZM178 258V255H177V257H175V259L177 260V262H181V259H180V261H178L179 259H177ZM227 258V259H226ZM229 258L231 259H233V260H229ZM237 258V259H236ZM245 258H246V256H245ZM256 258V259H255ZM258 258H260L261 260H263L264 261V258H263V256H260V257H258ZM141 259L142 260H144V262L142 263L141 262ZM160 259H159V261H160ZM172 259H170V262L172 261ZM211 261H210V260ZM218 259V260H217ZM100 260V261H99ZM109 260V264H110V260H111V258L110 259H108ZM164 260V261H163ZM176 260H173L176 264H180V263H177L176 262ZM241 260H243L242 258H241ZM245 260V259H244ZM261 260H258V261H261ZM113 261V260H112ZM138 261V262H137ZM155 261H157V260H155ZM207 261H210V262H207ZM228 263H227V262ZM116 263V261H113V263ZM140 262V263H139ZM163 262V263H162ZM168 261H166V264H168L167 263ZM169 262V264H171ZM184 262H186V261H184ZM229 262H231V263H229ZM135 263V264H136ZM155 264L154 263V260H153V262L151 261V264ZM174 263V264H175ZM187 263V262H186ZM258 264H259V262H257ZM256 262L254 263V264H257ZM111 264H112V262H111ZM156 264H158L157 262H156ZM243 264V263H242Z\"/></svg>","mask_w":264,"mask_h":264}]
</instances>
